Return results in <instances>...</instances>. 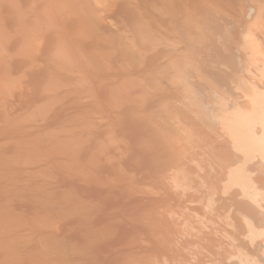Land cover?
Here are the masks:
<instances>
[{
  "label": "rangeland",
  "instance_id": "obj_1",
  "mask_svg": "<svg viewBox=\"0 0 264 264\" xmlns=\"http://www.w3.org/2000/svg\"><path fill=\"white\" fill-rule=\"evenodd\" d=\"M123 1V2H122ZM131 1H133V0H131ZM135 1V0H134ZM148 2V0H140L139 2H140V5L141 4H143L142 6H144V9L142 8V6H141V9L144 11L145 10V13L147 14H152L151 12H148V10L150 11V9H152L153 8V10L154 11H157V14H156V12H154L152 15H155V16H152L151 18H150V20H149V18H148V20H146V22H148V21H152V23H150V24H153V21L154 20H156L154 17H156L157 16V19L159 18V16H161V15H159L158 16V10L156 9H154V7H155V5L157 6L156 8H158V5L160 6L161 4H158V2L160 1V0H152V2H153V4H150V2H151V0H149V2ZM162 1V0H161ZM168 1V0H167ZM175 2H174V4H172L173 3V1H172V3H170V5H169V2H170V0L168 1V2H165L166 4L168 3V5H169V9H171L172 8V6H174V8H176V11L178 10V12L181 14V12H180V10H182L185 6H187L186 7V10H188V8L190 7V5H191V8L193 7L192 5H195L194 4V1H192L191 0V2H193V3H191V2H189V6H188V2L186 3V1L185 0H177V2H178V4L179 5H181V4H184V5H181L180 7H178L179 5L176 3V0H174ZM188 1H190V0H188ZM196 1H198V0H196ZM0 24H2V25H0L1 27H0V48H2L3 50H0V51H2V53L0 52V61L2 62V60H3V58L5 59L2 63H0V94L2 95H0V125L2 126H0V200H2V201H0V218H2V219H0V220H3V221H0V230H2V227H3V225H4V228H3V230H2V234L0 233V258H4L5 259V261H7V263L6 264H9L10 263V261H11V259L13 258V259H18L19 260V262H17V261H15V260H12V262L14 261V263L16 262V264H20L21 262H20V259L19 258H22V264H25V263H23V260L24 261H27L28 262V260L29 259H31V258H28V257H32L33 258V256H35L34 254L38 251L39 253H41L40 254V256L41 255H45V252H46V250H47V252H46V255H47V253H48V256H46L45 255V257L46 258H39L38 256H37V254H36V256L39 258V259H41V260H38V258H33V260H37L39 263L41 262V264H46V262H47V264H48V262H49V264L51 263V264H53L52 262H55L54 264H63V263H66L67 264V262H74V263H77L78 261L80 262V264H126V262L129 260V258L131 257V256H135V254H142V250H140V249H144L143 247H145V244H143V243H145L144 242V240L146 239H144L143 240V238L144 237H146V234H144V232L143 231H141V229L139 228V229H136V230H140L141 232L139 233V231H136L135 232V230H133L134 228H133V226L131 227V226H129L130 224H128L127 222L129 221L128 219H126V218H124L128 213L129 214H132L131 216H133V215H135V216H137V215H140V213L143 211H141V209L143 208H146V209H144L145 211L147 210L148 211V209L147 208H150L151 207V204H149V206L148 207H146L147 205V203L148 202H146V200H144L145 202H146V204H144L142 201V203L144 204V205H146L145 207H143L144 205L142 204V203H140L139 201L142 199V198H144L145 199V197H147L148 199H150V197H152V196H150L151 195V190H152V193L154 192L153 191V189H154V185H157L158 183H159V181L160 180H157V182H156V184H154V182H152L154 179H155V181H156V178H154V177H157V175H160V173L162 174V171L163 172H165V173H167V175L168 174H170L168 171L166 172V170H167V164H168V166L169 167H171V163L169 162V159H168V163H166L165 162V164H166V166H165V164L163 165V163H164V161L165 160H161V159H164L167 155L165 154V157H163L164 156V154H162L161 152V150H158L157 148H155L154 146V148L155 149H157V153H156V151H155V153L156 154H158V151L161 153V155H163V156H161V159H159L158 157H160V155L158 156V157H156V158H154L155 156V154H154V151H152L153 153H151V155H153V156H151V155H149V152L151 151V150H149V152L147 151L148 149L146 148V145H145V143H149V141H152V143H153V145H154V142H153V140L155 141V145H159L157 142L159 141V139H158V134L156 133V129L155 128H153L152 127V125H150L151 123L150 122H154L153 124H155V120H157L156 122H158L159 121V118H160V116L162 115V114H165V116L167 115V114H169L171 117H173V115H177V117L179 116V112H181V111H178L180 108H179V105H177V103H175V101H178L179 102V99H180V96L178 95V94H175V92H173L172 90H174V89H172V88H170V86L171 87H173L172 85H173V83L171 82L172 81V79H170L169 80V77H168V75H167V73H169L170 71H172V70H170L169 71V69L168 68H170V67H168L167 65H174L175 63H174V59L176 58L175 56H173L172 54H176V53H173V51H172V53L171 52H169V48H167L166 46H168V45H165V38L163 39L164 41H162V40H160V41H162L163 43H162V45H164V47H161L162 45L161 44H158L159 42H158V38H160V36H161V34H162V36H163V34L165 35V36H168V37H171V36H173V35H175V37H177L178 35L177 34H181V32H184L183 30H185V32H187L186 30H188V29H190L191 28V30H190V35L191 36H198L197 38L198 39H196V37L194 36V41L196 42V40H199V38H202L203 36H205V31L208 33V28H204L203 26H201V24L202 23H204V22H201V21H205V20H202V17L203 18H206V20L208 19V21H209V19H210V23H212L213 21H211V19H213V17L212 16H214V18H215V14H217V16H219V14H221V13H223V14H225V15H223V16H225V17H223L222 15H220L219 17L221 18V16L223 17V18H221V20L220 21H218V19H217V21H218V23L220 22L223 26H225V28H224V30H223V33H222V31H219V33L218 34H216L217 36L218 35H220L218 38H220L221 37V35H226L227 33V37H228V39L226 38V40L227 41H225V43H227V44H229L230 43V41L232 40V39H234L231 43H233V45H234V42L236 41L235 39H237V36H238V34H243L244 35V33L246 34L247 32H248V29H244V27L246 26V25H248V23L249 22H251L252 21V16H251V14H253V12H251V8H250V6H251V4H250V0H241L240 2H242V3H240V4H242V5H238L237 6V4H236V6H234L236 9H237V7H238V9L237 10H235V8H234V10L231 8L230 10L228 9V7L226 8V9H222V7H220V10L221 11H218L219 10V8L217 9V8H215L214 9V11H217V13L216 12H214L215 14H211V12L213 11V9H211L210 8V6H208L207 4H203L202 2V4L205 6V7H203V9H202V11H200L199 10V12H198V8H196L195 6L191 9H189L190 11H191V14L190 15H188L185 11V8H184V11L182 10V13L183 14H185L184 16H186L187 17V25H191V26H188V29L186 28V27H184V26H186V24H184V23H182L181 21H185L184 19L183 20H181L180 21V19H182L183 18V14H177L178 12H175L174 11V8H172L170 11L168 10V8H166L167 10V12L165 11V7H167L168 5H164L165 7H164V9H162L161 10V8H159V10L160 11H162V15H163V17H165V14H168V12H170L168 15H167V23H164L165 24V26H164V24H161V22H160V24L157 26V28L159 27V29L162 31V32H160V30L158 29V33L160 32L161 34H157V35H155V33H157V31L154 33V32H151L150 33V29L149 28H151V26H154V24L153 25H151V26H149V23H146L145 21H143V20H145L146 18V16L144 17V14L145 13H143L142 14V16H143V18H145V19H143L142 18V16L140 17V16H138L137 17V12L135 11L134 12V9H136V8H132V9H130L129 10V7H131V5H127L128 3H126V0H119V2H117V0H116V2H114L113 3V5H112V0L109 2V3H111V4H109V3H106L105 4V7H106V5H108V7H106V8H108V9H106L107 10V14L106 13H104V14H102L103 12L101 11L100 12V14H99V17L100 16H104V19L106 20H104L103 19V17H101L102 19H103V24H105V25H99V24H97L98 22L99 23H102L101 22V19H96V21H98V20H100V21H98L97 23L95 22V20L94 19H92V20H90V19H88V18H90V17H83L84 18V20L83 21H87V20H85V18L86 19H88V20H90V22H88V23H91V26L93 25V26H97L98 25V28L99 29H97V28H93L92 27V33L94 32L93 31V29L96 31V29L97 30H101V31H96L98 34L100 33V32H102V38L104 39V41L102 40V41H100V42H102V44H103V46L100 44V42H99V40L101 39H97V38H95V41H94V38L92 37V35L94 34H92L91 33V31H90V34H87L86 33V31H87V28H89V27H87L88 25L90 26V24H88V23H86V24H88V25H85V22H84V24L82 23L83 21H81L82 19H79L80 18V16L82 15L83 16V11L82 10H80L79 11V9H81V8H83V7H80L81 5V3L80 2H82V1H79V0H0ZM136 2H138L137 0H136ZM138 2V3H139ZM143 2V3H142ZM151 2V3H152ZM156 2V3H155ZM162 2H164V0L162 1ZM59 3V4H58ZM62 3V5L63 6H61L60 7V4ZM161 3V2H160ZM176 3V4H175ZM199 3H200V0H199ZM200 3V4H201ZM32 4V5H31ZM53 4H55V5H53ZM65 4V5H64ZM172 4V5H171ZM111 5V6H110ZM126 7H125V6ZM139 5V6H140ZM149 5V6H148ZM154 6V7H152L151 8V6ZM202 5V6H203ZM21 6V7H20ZM56 6H57V8H58V10H55L56 9ZM113 6V7H112ZM117 6V7H116ZM162 6V5H161ZM160 6V7H161ZM183 6V7H182ZM200 6V5H199ZM11 7V8H10ZM51 7H53V9L55 10V11H57V13L55 12V11H53L52 13L54 14V16L55 15H57L58 14V12L60 13V14H58V17H56L55 16V18L54 17H52L53 16V14L51 13V11H52V8ZM79 7V8H78ZM115 7V8H114ZM149 7H150V9H149ZM171 7V8H170ZM29 8V9H28ZM51 8V9H50ZM69 8V9H68ZM109 8H111V9H109ZM114 8V9H113ZM128 8V9H127ZM140 8V7H139ZM136 9V10H138V11H140V12H138V13H142V11H141V9ZM162 8H163V6H162ZM178 8H180V9H178ZM195 8H196V10H195ZM202 8V7H201ZM200 7H199V9H201ZM127 9V10H126ZM209 9H210V11H209ZM227 9H228V12L229 13H227ZM35 10V11H34ZM51 10V11H50ZM75 10V11H74ZM103 10V9H102ZM104 10H105V8H104ZM111 12H110V11ZM195 10V11H194ZM207 10V11H206ZM212 10V11H211ZM224 10H226L225 12H223ZM81 12L82 11V14H79V12ZM109 11V12H108ZM115 11V12H114ZM147 11V12H146ZM159 11V12H160ZM163 11H165V12H163ZM190 11H189V13H190ZM76 12H78V14L76 13ZM175 12V13H174ZM185 12V13H184ZM197 12H198V14H197ZM51 15H50V14ZM56 13V14H55ZM68 13V14H67ZM109 13V14H108ZM134 13V14H133ZM161 13V12H160ZM164 13V14H163ZM200 13V14H199ZM203 13V16L201 15ZM102 14V15H101ZM107 16H106V15ZM145 14V15H146ZM149 14V15H150ZM173 14H174V16H173ZM69 15H70V18H69ZM79 15V16H78ZM140 15V14H139ZM170 15H172V16H170ZM175 15H176V17H175ZM189 16V20H188V16ZM201 15V16H200ZM207 17H206V16ZM42 16V17H41ZM46 16V17H45ZM51 16V17H50ZM66 16V17H65ZM85 16V15H84ZM124 16V17H123ZM148 16V15H147ZM179 16H181V18L179 17ZM194 16H197V18L196 17H194ZM226 16H228L227 18H226ZM14 17V18H13ZM24 17V18H23ZM28 17H30V18H28ZM48 17V18H47ZM108 17V18H107ZM135 17H137L138 19H139V17L140 18H142V21L144 22V24H147V26H148V28L147 27H144V24H142L143 25V27L144 28H146V29H144L143 27H141L140 25H141V22H140V20H138L137 18H135ZM148 17H150V16H148ZM162 17V16H161ZM172 17H175V18H172ZM179 19H178V18ZM193 17V18H192ZM210 17V18H209ZM212 17V18H211ZM218 17V18H219ZM3 18V19H2ZM46 18V19H45ZM51 18H53L52 20H51ZM78 18V19H77ZM82 18V17H81ZM166 18V17H165ZM172 18V19H171ZM176 18H177V20H176ZM196 18V19H195ZM219 18V19H220ZM224 18H226L228 21H230V22H228V21H226V19H224ZM29 19V20H28ZM48 19V20H47ZM58 20V19H60V20H58V21H54V20ZM62 19H63V21H62ZM67 21H66V20ZM136 19H137V21H136ZM151 19H154V20H151ZM195 19V20H194ZM200 19H201V21H200ZM222 19L225 21H222ZM5 20V21H4ZM70 20V21H69ZM94 20V22L96 23H94V22H92ZM159 21H162V20H164L163 18H159L158 19ZM175 20V21H174ZM179 20V21H178ZM191 20V21H190ZM199 20V21H198ZM216 19H214V21H215ZM5 22L4 24L5 25H3V23H1V22ZM51 21V22H50ZM61 22V24H62V26L60 27L59 25H61L60 24V22ZM66 21V22H65ZM81 21V22H80ZM133 21V22H132ZM170 21V22H169ZM192 21H194V23L192 22ZM197 21V22H196ZM207 21V22H208ZM55 22V23H54ZM58 22H59V24H58ZM108 22V23H107ZM140 22V24H137V23H139ZM155 22V21H154ZM163 22H166V20L165 21H162V23ZM176 22H179L177 25H178V27H179V29H178V27L176 26ZM186 22V21H185ZM191 22V23H190ZM201 22V23H200ZM206 22V21H205ZM227 22V23H226ZM16 23H18V24H16ZM93 23V24H92ZM159 22H155V24H158ZM193 23V24H192ZM210 23H204V26L205 27H207ZM214 24L216 23V24H218L216 21L215 22H213ZM219 23V24H220ZM243 23H245V25H244V27H243V29L242 30H239V28L243 25ZM45 24V25H44ZM75 24V25H74ZM133 24V25H132ZM139 25V26H137V28L139 27L140 28V30H142L141 28H143L145 31H143V36H141L142 34V32L141 31H139V32H141L139 35L142 37V39H141V41H140V36H139V38H138V33L139 32H137L136 34H133V33H135L136 31H137V28L135 27L136 25ZM166 24H167V26L169 25V28L168 27H166ZM208 24V25H207ZM214 24H212V25H214ZM220 24V25H221ZM236 25V26H238L239 25V28L237 29V28H234V27H236V26H233V25ZM10 25V26H9ZM65 25V26H64ZM86 26V27H84V30H83V26ZM132 25V26H131ZM160 25H163V28H162V26H160ZM207 25V26H206ZM211 25V24H210ZM209 25V26H210ZM212 25H211V27H212ZM18 26V27H17ZM51 26H52V28H51ZM72 26V27H71ZM82 26V27H81ZM103 26V27H102ZM156 26H155V28L154 27H152V28H154L155 30L157 29L156 28ZM172 26H176L177 27V29H178V31L180 30V29H182L181 30V32L179 31V33H177L178 31H176L177 29H175L176 27H172ZM180 26H182L183 28H181ZM208 26V27H209ZM37 27V28H36ZM56 27V28H55ZM60 27V28H59ZM100 27H102L101 29H100ZM202 27V28H201ZM215 27V26H214ZM220 27H222V26H220ZM21 28V29H20ZM68 28V29H67ZM151 28V29H152ZM164 28H166V29H164ZM186 28V29H185ZM223 28V27H222ZM13 29V30H12ZM17 29V30H16ZM48 29V30H47ZM54 29H56V33H58V34H56L55 33V30ZM63 29V30H62ZM82 30V32H83V34H85L86 33V35H89V37H92V38H89V37H86L85 39H86V41L89 39V41H90V39H93V40H91L90 42H83V40H85L84 38H83V40H82V38H80L81 40H79V38L78 37H80L81 35H80V33L79 32H81V30ZM85 29H86V31H85ZM90 29V28H89ZM126 29H128V30H126ZM134 29H136V31L134 30ZM153 29V30H154ZM171 29H172V31H171ZM173 29H175V30H173ZM202 29H203V31H204V35H201L200 33H198L199 35H201L202 37H200L196 32L198 31H202ZM205 29V30H204ZM207 29V30H206ZM212 28H210V30H211ZM218 29V28H217ZM221 29V28H220ZM237 29V30H236ZM21 30V31H20ZM59 30V31H58ZM79 30V31H78ZM130 30V31H129ZM134 30V31H133ZM166 30H169V31H166ZM216 30V29H215ZM215 30H214V32H215ZM222 30V29H221ZM58 31V32H57ZM61 31V32H60ZM66 31V32H65ZM67 31H70V32H68L67 33ZM166 32V33H164V32ZM176 31V32H175ZM189 31V30H188ZM211 31H213V29L211 30ZM33 32V33H32ZM44 32V33H43ZM82 32H81V34H82ZM88 32V31H87ZM95 32V33H96ZM195 32V33H194ZM213 32V33H214ZM217 32V31H216ZM215 32V33H216ZM225 32H226V34H225ZM52 33V34H51ZM60 33V34H59ZM76 33H78V35H80V36H78L77 37V34ZM89 33V32H88ZM174 33V34H173ZM176 33V34H175ZM206 33V34H207ZM230 33V34H229ZM82 34V37H84V35ZM92 34V35H91ZM126 34H127V42H126V40H124V37L126 36ZM133 35V37H136V38H132L131 36ZM154 34V35H153ZM173 34V35H172ZM180 34H179V36H180ZM187 34H189V32H187ZM193 34V35H192ZM203 34V33H202ZM209 34H211V36H212V33L210 32V33H208V35ZM34 35V36H33ZM85 35V36H86ZM95 35H97V34H95ZM95 35H93L94 37H95ZM137 35V36H136ZM151 35V36H150ZM152 35L154 36V38L153 39H155V38H157L158 40H157V45H155V46H157V47H159L160 45V48H158V50H157V47H155V48H151L152 46H153V43H154V41L155 40H152V38H150V37H152ZM160 35V36H159ZM208 35H206L207 36V40L208 39H211L209 42H213V40L215 41V42H218V38H217V36L215 37V38H217V40L216 39H213L212 40V38L213 37H209ZM214 36H215V34H213ZM230 35V36H229ZM237 35V36H236ZM66 36V37H65ZM76 36V37H75ZM99 36V35H98ZM98 36H96V37H98ZM157 36V37H156ZM178 36V37H179ZM187 36V35H186ZM190 36V37H191ZM226 36H224V37H226ZM233 36H235V37H233ZM5 37V38H4ZM68 37H70V38H68ZM180 37H182V36H180ZM179 37V39H177V38H175V40L176 41H173L174 40V36L172 37V38H170L171 39V41H173L172 43H177L178 41L180 42V40H182L181 38ZM224 37H222V38H224ZM230 37H232V38H230ZM32 38V39H31ZM34 38H36V41H34L35 42V44H37L36 42L38 41V49H37V47L36 46H34L33 44H34V42L32 43L31 41L32 40H34ZM38 38V39H37ZM74 38V40L76 39V41L79 43L80 42V44L78 45V43H76L75 41V44H77L75 47L77 48H75L76 49V51H78L77 52V54L76 55H78V58L79 59H81V57H83V55L85 56V54H81L82 52H87L86 54H93L94 56H97V59H98V64L100 65V67L98 66V64L96 65V64H94V63H96V62H92V61H94L95 59L93 58V60L92 59H89V58H85L86 60L84 61V59L82 58L81 60L82 61H84V64H86V65H88L89 67L90 66H92V63H93V65H95V67L93 66V67H88L87 68V66H85V65H82L81 66V64H82V62H81V60H79L77 57H74V56H76V55H72V54H75V52L74 53H72V51H74L75 49H73V46H74V43H73V46H71L70 45V47L71 48H69L68 47V43H69V39H70V43H72L73 41H71V39H73ZM77 38H78V40H77ZM99 38V37H98ZM108 38V39H107ZM123 40H122V39ZM130 38H132V39H130ZM167 38V37H166ZM259 38H263L264 39V34L260 37L259 36ZM7 39H9V40H7ZM65 39H68V42H66L65 43ZM97 39V40H96ZM128 39H129V41L132 43H130L129 41H128ZM134 39V40H133ZM137 39V41H138V49L136 48L137 47V45L135 46V47H133V44H134V41ZM169 39V40H170ZM203 39V38H202ZM201 39V42L203 41ZM204 39H206V37L204 38ZM263 39H259V41H260V43H261V48L264 46L263 44V42H261V41H264ZM65 40V41H64ZM122 40V41H121ZM133 40V41H132ZM145 40V41H144ZM150 40V41H149ZM151 40L153 41V43L151 42ZM207 40H204V41H206L207 42ZM224 40H225V38H224ZM223 39L221 40V38L219 39V41L220 42H218V44H221V43H223V41H224ZM62 41H64L63 42V44L61 43ZM81 41H82V43H84V44H82L81 43ZM96 41H98L99 42V45H101L100 47L101 48H97V46H99V45H97V43L98 42H96ZM124 41V42H123ZM167 41H168V38H167ZM170 41V42H171ZM107 42V43H106ZM120 42H122V43H120ZM126 42V43H125ZM147 42V44L148 43H150V44H145ZM178 42V43H179ZM182 42H184V41H182ZM181 42V43H182ZM208 42V43H209ZM32 45H31V44ZM58 43V44H57ZM110 43V44H109ZM123 43H125V45H126V49L125 48H123L122 49V44ZM130 43V44H129ZM135 43H136V41H135ZM151 43H152V46L151 47H149V45H151ZM155 43H156V41H155ZM197 43H200V41H197L196 42V45H195V43L194 44H188V45H193V47H191V48H193V51H195V52H197L198 51V56H201L202 54H204V56H206L205 55V49H204V47H205V42L203 43V45H202V43H200L201 44V46L203 47L202 49L203 50H201V48H200V45H198L199 47H197ZM208 43H206V46H207V44ZM224 43V44H225ZM231 43H230V45H231ZM144 44V45H143ZM167 44H169L168 42H167ZM173 44V45H174ZM180 44V43H179ZM179 44H176V46H178ZM183 44V43H182ZM210 44V46L211 45H214L215 43L213 42V44L212 43H209ZM208 44V45H209ZM218 44H215L214 46L216 47V45H218ZM224 44H222V45H224ZM227 44H226V46L224 45L223 47H224V53H222L223 52V50L221 49L222 47L221 46H217V47H219V50H218V48H214L212 51H219L220 52V49L222 50L219 54H217V56H215L213 53H211L210 52V50L214 47V46H208V47H210V50L209 49H207L206 51L208 52V50H209V53H211L212 55H214V58L217 60V62L212 58V60H214L216 63V66L214 67V68H210V69H213V71H215V70H217L218 72H214L213 73V71L212 70H210V71H212V73H211V75L207 72V75L209 74V77H212V78H210L211 79V82L213 83V84H215L217 87H221V88H224V89H226V90H228L229 91V89L231 88V87H229L230 85H229V81L228 80H226L225 78H227V76H228V74H227V72L229 71V69H233L234 70V68L236 69V67H237V69H238V67H240V65L238 66L237 64H239L240 62H236V61H238L237 60V58H239V56L237 55V58H236V53L237 52H234V51H236V49L234 50V47H232V49H231V47L229 48V46H227ZM83 45V46H82ZM107 45H109V46H107ZM113 45V46H112ZM124 45V44H123ZM130 45V47L132 46L133 47V50L131 51L132 52V54H131V52H128V54H129V56H131V58L127 55V51H128V49L129 48H127V46H129ZM145 45H147L148 47H146ZM159 45V46H158ZM181 45V44H180ZM179 45V47H177V50H180L181 51V49H179V48H182V46L183 45H181L180 46ZM5 46V47H4ZM31 46H33V48L31 47ZM121 46V47H120ZM185 46V45H184ZM184 46H183V48H184ZM4 47V48H3ZM36 47V48H35ZM42 47V48H41ZM81 48V50H82V52H81V50L79 49V48ZM107 47H108V49H107ZM142 47V48H141ZM166 47V48H165ZM187 46H185V49H183L182 48V51L183 50H188L189 48H190V46H188L187 48H186ZM194 47H197V48H200V50H201V52H200V50L199 49H195ZM221 47V48H220ZM227 47V48H226ZM134 48L135 49H137L138 50V52H136L137 54H139V56H137V57H141L140 59V61H142L143 60V62H141V63H143L142 65H140L139 63H138V58L136 57H134V56H132L133 55V52H135V50H134ZM144 48H145V51L147 50V52H150L151 50H154L155 49V51H151L153 54L156 52L157 53V55H158V53H159V51L162 49H164L165 48V50H164V52L163 51H161L162 53H159V54H161V55H156V53H155V55L154 56H156V57H158V59H159V56H162L163 57V59L165 58V61H167V60H169L167 63L168 64H166V66H167V70H166V67H165V70H166V72H165V70H164V68H163V70H161V64L163 63V62H161L162 60H160L161 59V57H160V59L158 60L157 58H155V60L157 59V61H156V63H155V61H153V57H151L152 56V54H151V52H150V54H146L147 52H145L144 53ZM148 48H151V50L150 51H148ZM176 48V47H175ZM37 49V50H36ZM69 49L71 50V49H73V50H71V51H69ZM84 49V50H83ZM127 50L126 51V55H125V50ZM229 49H230V51H229ZM4 50H5V53L6 54H4ZM100 50V51H99ZM109 50V51H108ZM118 50V51H117ZM123 50V51H122ZM131 50V48L129 49V51ZM136 50V51H137ZM140 50V51H139ZM191 50V52H192V49H190ZM189 50V51H190ZM64 51H66V52H64ZM106 51V52H105ZM107 51H108V53H107ZM113 51V52H112ZM116 51V52H115ZM171 51V50H170ZM202 51H204V53H202ZM229 51V52H228ZM262 51H263V53H264V47L262 48ZM81 52V53H80ZM101 54H100V53ZM167 52V53H166ZM169 52V53H168ZM177 52V51H176ZM200 52V53H199ZM206 52V53H207ZM216 52V53H217ZM226 52L228 53V55H226ZM234 52V53H233ZM261 52V51H260ZM37 53H39V56L38 55H36ZM61 53H63V54H61ZM69 53H71V57H73V58H75V59H73L74 61H77V60H79L80 62H69L70 60H68V59H71V57L69 58ZM171 53V54H170ZM177 53H179V51L177 52ZM222 53V54H221ZM262 53V52H261ZM32 54V55H31ZM81 54V55H80ZM97 54V55H96ZM103 54V55H102ZM208 54V53H207ZM210 54V58H209V55L207 56V58L208 59H210V62L207 60H205L206 59V57L205 58H201V62H202V59H203V62L204 61H206V62H204L206 65H209L210 66V64H211V66H212V63H213V61H211V55ZM224 54V55H223ZM31 55V56H30ZM66 55V56H65ZM101 55V56H100ZM147 55V57H146V59H145V56ZM149 55H151V56H149ZM178 55V54H177ZM224 57H223V56ZM226 55V56H225ZM1 56L3 57V58H1ZM24 56V57H23ZM52 56V57H51ZM80 56V57H79ZM88 56V55H87ZM98 56H100V57H98ZM126 56H128L129 58H130V60L129 59H127L128 57H126ZM171 56H173V57H171ZM222 56V57H221ZM7 57V58H6ZM9 57V58H8ZM62 57V58H61ZM93 57V56H92ZM91 57V58H92ZM113 57V58H112ZM132 57L134 58V59H137V62L134 60V62H136V63H138L137 65L139 66H136V63H134V62H132L131 64L130 63H128L129 61L131 62V60H132ZM149 57V58H148ZM175 57V58H174ZM217 57V58H216ZM63 58H65L64 60H62ZM96 58V57H95ZM124 58H126V59H124ZM145 60H144V59ZM148 58V59H147ZM168 58V59H167ZM171 58L173 59V60H171ZM200 58V57H199ZM234 58V59H233ZM236 58V59H235ZM56 59V60H55ZM96 59V60H97ZM224 59H225V61H224ZM88 60V61H87ZM92 60V61H91ZM129 60V61H128ZM132 60V61H133ZM58 61V62H57ZM66 61V62H65ZM89 62V64L87 63V62ZM127 61V64L125 65V63L124 62H126ZM154 63H153V62ZM164 61V62H165ZM200 61V60H199ZM224 61V62H223ZM227 61H228V63H227ZM60 62V63H59ZM65 62V64H63ZM92 62V63H91ZM107 64H106V63ZM153 64H152V63ZM161 62V63H160ZM52 63V64H51ZM57 63H58V66H57ZM68 63V64H67ZM71 63V64H70ZM75 63V66H76V63H77V66L76 67H74V65L73 64ZM81 63V64H80ZM146 63H148V64H146ZM160 64V65H158V64ZM226 63H227V65H226ZM231 63V64H230ZM237 63V64H236ZM80 64V65H79ZM131 65L130 67H128V65ZM132 64H134L136 67H134V65H132ZM150 64H152V65H150ZM203 64V63H202ZM204 64V65H205ZM221 64V65H220ZM233 64V66H231ZM60 65H61V67H60ZM63 65V66H62ZM67 65V66H66ZM125 65V66H124ZM155 65V66H154ZM162 65H164V63L162 64ZM169 65V66H170ZM228 65H230V66H228ZM97 66L99 67V69H101L102 68V72L100 71V73H102V74H96V73H98V72H96L95 74H96V76L95 77H93L92 75H91V77L94 79V78H96V79H98V80H94V81H88L87 83V85H85L86 83H85V76L86 77H88L90 74H88V75H85L84 76V72H86V71H83V73H82V71H81V69H85L86 68V70H87V72H88V70L89 71H91L92 70V68L94 69L95 68V71H97ZM134 68H133V67ZM177 66V65H176ZM213 66H214V63H213ZM235 66V67H234ZM37 67H38V69H37ZM128 68L127 70L126 69H124V68ZM155 67V69L157 68V70H155L154 71V68ZM162 67H164V66H162ZM202 67L203 68H205V66H203L202 65ZM57 68V69H56ZM77 68V69H76ZM129 68H132V69H130L129 70ZM139 68V69H138ZM60 69V70H59ZM79 69V70H78ZM98 69V70H99ZM158 69H160V70H158ZM172 69V68H171ZM209 69V67L207 68V70ZM232 70L231 72H230V74H231V76L233 75V73L235 74L236 72H238V70ZM23 70V71H22ZM59 70V71H58ZM65 70V71H64ZM129 70V71H128ZM204 70H206V68L204 69ZM206 70V71H207ZM228 70V71H227ZM107 71V72H106ZM158 72V74H156V75H158V80L156 79V77H155V72ZM160 71V72H159ZM167 71H169V72H167ZM227 71V72H226ZM87 72H86V74H87ZM154 72V73H153ZM156 72V73H157ZM165 72V73H164ZM83 74V76L82 77H84L82 80H81V82L79 81L80 79L79 78H81L80 76ZM94 72H92L91 74H93ZM164 74V75H161V74ZM206 73V72H205ZM224 73L226 74V76H225V78H224ZM28 74V75H27ZM69 74V75H68ZM141 74V75H140ZM151 74V76H149ZM166 74V75H165ZM214 76H213V75ZM229 74V75H230ZM237 74H240V73H237ZM80 75V76H79ZM94 75V74H93ZM132 76L133 78H134V80H136V83L138 82V84H136V85H131V86H133V89L130 87V84L131 83H129L130 81H129V79L127 78L128 76ZM140 75V76H139ZM161 75V76H160ZM4 76V77H3ZM97 76H99L98 78H97ZM114 76V77H113ZM129 76V77H130ZM192 76V75H191ZM231 76H229L227 79H231L232 77ZM22 77V78H21ZM90 77V76H89ZM132 77H131V79H132ZM150 77H152L153 79L155 78V80L154 81H152L151 79L152 78H150ZM164 77V78H163ZM214 77H216V78H214ZM222 77V78H221ZM2 78V79H1ZM5 78V79H4ZM7 78V79H6ZM102 78V79H101ZM214 78V79H213ZM6 80V81H4V80ZM9 79V80H8ZM11 79H13L14 80V82L12 81L11 83L9 82V83H7L8 81H11ZM86 79H90V78H86ZM92 79V80H93ZM130 79V80H131ZM138 79V80H137ZM141 79H143V80H141ZM165 79H167V80H165ZM195 79V78H194ZM221 79V80H220ZM224 79V80H223ZM6 82V84H8L7 86H5L6 84L3 82ZM18 81V83H16L15 81ZM128 82H127V81ZM133 80V82L134 83H132V84H135V81ZM146 80V81H145ZM163 81V83L165 84L164 86H163V83L161 82V81ZM164 80H165V82H164ZM196 81H197V79H195ZM195 80H193L194 82H192L193 84L194 83H196L195 85H193L194 86V88L196 89V87L198 86V84H197V82H195ZM217 80V81H216ZM84 81V82H83ZM115 81V82H114ZM126 81V82H125ZM132 81V80H131ZM158 81V82H157ZM160 81V82H159ZM216 83H215V82ZM231 81H232V79H231ZM231 81H230V83H231ZM37 82V83H36ZM70 82V83H69ZM91 82H94V83H91ZM141 82H143V83H141ZM145 82V83H144ZM155 82V83H154ZM199 82V81H198ZM227 82V84H225ZM12 83H14V84H17V86L16 85H14V84H12ZM91 83V84H90ZM109 83V84H108ZM124 83H125V85H124ZM149 83L151 84V83H154V84H157L158 85V87H160L159 89H158V87H154L152 84L149 86ZM162 85H161V84ZM9 84H11L13 87L14 86H16L15 88H12ZM82 84V85H81ZM90 84V85H89ZM93 84H95V85H93ZM141 84V85H140ZM161 86H160V85ZM170 84V85H169ZM199 84H200V82H199ZM221 84V85H220ZM22 85H23V87H22ZM89 85V86H88ZM91 85H93V86H91ZM129 85V86H128ZM200 85H202V86H204V84L203 83H201ZM10 86V87H9ZM66 86V87H65ZM86 86V87H85ZM123 86V87H122ZM127 86L130 88H127ZM152 86V88H151V90H152V95H155V96H153V97H150V96H152V95H150L151 94V92H149V91H147V89L149 88L150 89V87ZM163 86V89H161V87ZM166 86V87H165ZM196 86V87H195ZM200 87V88H203V87ZM7 87V88H6ZM8 87H9V89H8ZM23 89H22V88ZM146 87H147V89H146ZM155 89H154V88ZM166 88V91H164L163 92V90H165V88ZM168 87V88H167ZM198 87V88H199ZM204 87H206V84H205V86ZM12 88V89H11ZM116 88H118V89H116ZM197 88V89H198ZM3 89V90H2ZM11 89V90H10ZM30 89V90H29ZM90 89H91V91H90ZM122 89V90H121ZM126 89V90H125ZM143 89V90H142ZM160 90V91H162V92H160V93H155L154 91H156V90ZM172 89V90H171ZM207 89V88H206ZM9 90V91H8ZM17 90V91H16ZM19 90V91H18ZM116 90V91H115ZM129 91V90H132L133 92H130V93H132V94H129L130 95V97L132 96V95H135V98H137V99H133V97H132V99L135 101L134 103H130V102H132V101H128L129 100V96H128V94H127V96H128V100L126 101V99H125V101H122L123 99H119L118 97L119 96H122V95H126V93L125 94H120L119 95V92H121V93H124L123 91ZM171 90V91H170ZM201 90V92L203 91L202 89H199V91ZM208 90V89H207ZM68 91V92H67ZM79 91H81V92H79ZM88 91L89 92H91V93H88ZM118 91V92H117ZM136 91V92H135ZM140 91V92H139ZM146 91V92H145ZM169 91V92H168ZM197 91V90H196ZM198 91V93H200ZM205 91V90H204ZM3 92V93H2ZM17 92V93H16ZM66 92V93H65ZM79 92V93H78ZM85 92V93H84ZM139 92V93H138ZM145 92V93H144ZM147 92H149L148 94H147ZM153 92L155 93V94H153ZM165 92H167V94L165 93ZM52 93V94H51ZM72 93V94H71ZM113 93V94H112ZM128 93V92H127ZM143 93V94H142ZM162 93H163V96H164V99H162L163 97H159V96H161L162 95ZM205 93V92H204ZM67 94V95H66ZM157 94V95H156ZM159 94H161V95H159ZM165 94V95H164ZM206 94V95H205ZM204 94V97L206 98V96L208 95L209 97H211L209 94H207V91H206V93ZM9 95V96H8ZM43 95V96H42ZM72 95V96H71ZM87 95V96H86ZM93 95V96H92ZM139 95V96H138ZM141 95V96H140ZM159 95V96H158ZM173 95V96H172ZM3 96H5V97H3ZM7 96H8V99H7ZM127 96H125V97H127ZM137 96V97H136ZM147 96H149V97H147ZM165 96H172V97H168V98H166ZM175 96V97H174ZM200 96V95H199ZM201 96H203V93L201 94ZM200 96V97H201ZM26 99H25V98ZM55 97H56V99H55ZM74 97V98H73ZM114 97H115V99H114ZM125 97H123V98H125ZM147 97V98H146ZM177 97V98H176ZM197 97H198V95H197ZM199 97V98H200ZM4 98V99H3ZM112 98V99H111ZM116 98H118V102L116 101ZM122 98V97H121ZM139 98V99H138ZM144 98V99H143ZM148 98H151V99H149L148 100ZM160 98H161V100H160ZM172 98V99H171ZM208 98V97H207ZM206 98V99H207ZM10 99L12 100V101H10ZM31 99V100H30ZM157 99V100H156ZM166 99V100H165ZM173 99H178V100H173ZM202 98H200V100H201ZM205 99V100H206ZM213 99V97H211V100ZM5 100H6V102H5ZM55 100H56V102H55ZM137 100V101H136ZM140 100V101H139ZM156 100V101H155ZM163 100V101H162ZM168 100V101H167ZM171 100H173L172 102H170ZM198 100V99H197ZM204 100V98H203V101H205ZM45 101V102H44ZM77 101V102H76ZM86 101V102H85ZM95 101V102H94ZM112 101V102H111ZM120 101H122V102H120ZM141 103V105L139 104V102ZM144 101V102H143ZM167 101V102H166ZM203 101L201 100V102L203 103ZM210 101V98L208 99V102ZM112 103V105H111V103ZM115 102V103H114ZM128 102V103H127ZM138 102V104H139V107H137V105L138 104H136ZM164 102H166V103H172L173 104V107H171V106H169L168 107V105H167V107L165 106L166 105V103H164ZM200 102V101H199ZM206 102V104H207V100L205 101ZM205 102H204V105H205ZM3 105H2V104ZM47 103V104H46ZM117 103V104H116ZM124 103H126V104H124ZM156 103V104H155ZM11 106H10V105ZM81 104V105H80ZM108 104H110V106H111V108L108 106ZM115 104V105H114ZM122 104L123 105V108H121V106L120 105ZM131 104V105H130ZM133 104H134V106L135 107H137L135 110H136V112H135V110H134V107H130V106H133ZM176 104V105H175ZM179 104V103H178ZM199 104V103H198ZM201 104V103H200ZM2 105V106H1ZM6 105H9L11 108L10 109H8V106H6ZM45 105H48V106H45ZM53 105V106H52ZM96 105V106H95ZM170 105V104H169ZM203 105V104H202ZM201 105V108H204L205 109V107L206 106H202ZM34 106V107H33ZM42 108H41V107ZM91 106V107H90ZM93 106V107H92ZM105 106V107H104ZM110 108H108V107ZM112 106H114V107H112ZM115 106H118L120 109L118 110V107H117V109L115 110V113H116V111L118 110V111H120V112H118V115L119 116H116V119L115 118H113L114 117V115H116L115 113H114V115L112 114V117H111V115H110V113L108 114L107 112H109V110H111L110 112H112L114 109H115ZM159 107V109H158V107ZM60 107V108H59ZM151 107H152V109H151ZM6 108V109H5ZM48 108V109H47ZM105 108H107V109H105ZM112 108H113V110H112ZM166 108H169V109H172V108H174V110H175V112H174V114H173V111L174 110H169V109H166ZM11 109H13V110H11ZM132 109H133V111L136 113V115H137V113L139 114L138 116H135V117H137V118H135V119H132L133 118V116H134V112H132ZM8 112H7V111ZM48 110V111H47ZM95 110V111H94ZM154 110V111H153ZM157 110H159V111H157ZM206 110H207V107H206ZM34 111V112H33ZM36 111V112H35ZM90 111V112H89ZM169 111H171V112H169ZM7 114H6V113ZM41 112V113H40ZM45 112V113H44ZM114 112V111H113ZM133 113V115H132V113ZM156 112H158V113H160L159 114V116H158V113H156ZM4 113V114H3ZM29 113V114H28ZM31 113H33V114H31ZM38 115H37V114ZM95 113V114H94ZM102 113H104V114H102ZM156 113V114H155ZM175 113H177V114H175ZM31 114V115H30ZM36 114V115H35ZM39 114H40V119H36V118H39ZM181 114V113H180ZM183 114H185L184 113V111H183ZM4 115V116H3ZM6 115V116H5ZM32 117H30V116ZM35 116L36 118V120H34V118H33V116ZM42 115H44L43 117H42ZM131 115V116H130ZM147 115V116H146ZM149 115V116H148ZM186 115V114H185ZM38 116V117H37ZM48 116V117H47ZM89 116V117H88ZM94 116V117H93ZM99 116H101V117H99ZM152 116V117H151ZM157 116V117H156ZM165 116H163V117H165ZM181 117H179V118H182V119H185L183 116H182V114L180 115ZM187 116V115H186ZM185 116V117H186ZM26 117V118H25ZM28 117V118H27ZM84 118V120H81V118ZM129 117V118H128ZM140 117V120L138 119ZM154 117V118H153ZM156 117V118H155ZM162 117V116H161ZM20 118H22L21 120H20ZM30 118V119H29ZM100 118H102V119H100ZM110 118V119H109ZM170 118V117H169ZM16 119V120H15ZM33 119V120H32ZM99 119V120H98ZM147 119H150V120H148V121H150V122H148L147 121ZM187 119V118H186ZM191 119V120H190ZM1 120L4 122V123H6V122H8L6 125L3 123V122H1ZM20 120V122H21V124H19V123H17V124H19V126L17 125V124H14V122H18ZM24 120V121H23ZM30 120H31V122H30ZM39 120V121H38ZM41 120V121H40ZM106 120V121H105ZM109 120V121H108ZM117 120V121H116ZM137 120H138V122H137ZM145 120H146V122H148V123H146L145 122ZM189 120L191 121V123L192 124H190L189 123V121L187 120V122L191 125V126H193V125H196V124H198L200 127H202L203 125H205L202 121H201V119H199V121H198V117H197V121H196V119H194V121L195 122H197V123H195L193 120H192V118H189ZM33 121V122H32ZM43 121V122H42ZM79 121H81V122H79ZM98 121V122H97ZM193 121V122H192ZM22 122H24V123H22ZM40 124H39V123ZM82 122H84V123H82ZM145 122V123H144ZM3 123V124H2ZM11 123V124H10ZM78 123H81V124H78ZM88 123V125H86ZM150 123V124H149ZM14 125V127H13V125ZM26 124V126L23 128V126ZM90 124V125H89ZM147 124H149L150 125V127H149V125H147ZM7 125H8V127H7ZM118 125H119V127H118ZM16 126V127H15ZM91 126V127H90ZM199 126H197V127H199ZM4 127V128H3ZM20 127L23 129H21L20 130ZM57 127V128H56ZM151 127L153 128V129H151ZM156 127V126H155ZM194 128H195V126H193ZM19 128V129H18ZM157 128V127H156ZM162 128V127H161ZM202 128H204V126L202 127ZM25 129V130H24ZM158 129V128H157ZM200 129V132L198 131ZM196 128V132H195V134H199L200 135V137L203 139V141H204V145H202L200 148H203L202 149V152H203V150H204V152L206 153L205 154V156H207V157H205V158H207L208 160H210V159H212V158H208L209 157V155L211 154V153H213L214 151H217L218 149H219V147L220 148H226L227 149V147H224V146H222V143H220V142H218L217 141V139L216 138H213L211 135V133H209L210 132V129L207 131V128H206V125H205V128L204 129H206L205 131V133H206V136L204 135L205 133H203L204 132V129L203 130H201V128ZM29 130V131H28ZM69 130V131H68ZM153 130H155V132H152ZM162 130V129H161ZM159 131V130H158ZM203 131V132H202ZM212 131V130H211ZM215 131V130H214ZM26 135H25V134ZM28 133V134H27ZM39 133V134H38ZM52 133V134H51ZM162 133V132H161ZM214 133V132H213ZM40 134H42V136L40 135ZM71 134V135H70ZM151 135L152 136V138L153 137H156L157 136V138H153V140H151L152 138H149V136H146V135ZM211 134V135H210ZM24 135V136H23ZM210 135V139H211V137L213 138V139H211L212 141L214 140V139H216V141L214 142V143H209V145H210V147H209V145L207 144L208 142L206 141V140H208L207 138H209L208 136ZM215 135V134H214ZM26 136H28V138H31V137H39L38 139H34V144H32V142H33V138H31V143H29L28 144V142L26 141V139L27 138H25ZM40 136H41V138H40ZM161 136V135H160ZM7 137V138H6ZM23 137V138H22ZM44 137V138H43ZM147 137L149 138V141H148V139H147ZM164 137V136H163ZM162 136H161V138H163ZM205 137V138H204ZM11 138V139H10ZM17 138V139H16ZM52 138V139H51ZM147 140H146V139ZM24 139V142L22 141ZM47 141H46V140ZM48 139H50V140H48ZM57 139V140H56ZM156 139H158L157 141H156ZM210 139H209V142H210ZM28 140V139H27ZM30 140V139H29ZM38 140V141H37ZM87 140V141H86ZM161 140H163V139H161ZM161 140L159 141V142H161ZM165 140V139H164ZM164 140H163V143H165L164 142ZM9 141V142H8ZM21 141H22V143H21ZM50 141V142H49ZM53 141V142H52ZM57 141V142H56ZM146 141V142H145ZM166 141V140H165ZM27 143V145H28V147H27V145L25 146V144ZM40 142V143H39ZM64 144H63V143ZM25 143V144H24ZM152 143H150V144H148L147 146H149L150 147V145L152 146ZM170 145L172 144V146H170V145H168V146H164L165 148L164 149H167V148H171L172 147V149H174L173 150V152L172 153H174V152H178V150H176L177 149V147H175L174 145V143L173 142H168ZM197 144H199L200 145V143H198V142H196ZM215 143H218L217 145V147H216V144ZM30 144H32V145H30ZM36 144V145H35ZM66 144V145H65ZM84 144V145H83ZM166 144H167V142H166ZM165 144V145H166ZM212 144V145H211ZM213 144H214V146H213ZM55 145V146H54ZM63 145V146H62ZM87 145V146H86ZM118 145V146H117ZM161 146H162V144H160ZM159 145V146H160ZM164 145V144H163ZM18 146V147H17ZM24 146H25V148H24ZM63 148H62V147ZM79 146H80V148H79ZM82 146V147H81ZM115 146H116V148H115ZM160 146V147H161ZM204 146H206V147H204ZM208 146V147H207ZM222 146V147H221ZM226 146V145H225ZM30 147H32V148H30ZM35 147V148H34ZM84 147V148H83ZM144 147L146 148V150H145V152H146V154H148V155H144V153H142V152H144ZM148 147V148H149ZM163 147V146H162ZM167 147V148H166ZM175 147V148H174ZM212 147H215V148H213L212 149ZM15 150H14V149ZM29 148V149H28ZM60 148V149H59ZM170 148L169 149H167L168 151V155H169V153L171 152V151H169L170 150ZM199 148V149H200ZM205 148V149H204ZM26 150V157H27V160H25V158L26 157H24V155H22L23 154V151L24 150ZM35 149H37V151H35ZM68 149V150H67ZM70 149V150H69ZM73 149V150H72ZM104 149V150H103ZM151 149H153V148H151ZM163 149V150H164ZM171 149V150H172ZM207 149V150H206ZM215 149V150H214ZM31 150H32V153H31ZM85 150V151H84ZM220 151L218 152H215V153H220V157H221V154H222V156L224 155V154H227L228 152L227 151H229V150H231V149H229V150H226L225 152H223V149H222V151H221V149H219ZM225 150V149H224ZM19 151V152H18ZM30 151V152H29ZM59 151V152H58ZM73 151V153H71ZM84 151V152H83ZM101 153H100V152ZM117 151H118V153H117ZM200 152H201V150H199ZM21 152H22V154H21ZM67 152V153H66ZM78 152H80V153H77ZM110 152V153H109ZM165 152V151H164ZM166 152V153H167ZM193 152V151H192ZM191 152V155H189L190 156V160L192 161L193 159H195V158H198V159H200V160H196V162L197 163H201L200 161H206V159L205 158H203V156H200V158L197 156V157H195V158H193L194 157V154ZM201 152V153H202ZM204 152L202 153L203 155H204ZM28 153V154H27ZM30 153V154H29ZM35 153V155H33ZM38 155H37V154ZM82 153V154H81ZM99 153V154H98ZM104 153L106 154V155H104ZM197 153H198V150H197ZM209 153V154H208ZM230 153L231 154H233L232 153V150L230 151ZM40 154V155H39ZM57 154V155H56ZM68 154H69V156H68ZM138 154V155H137ZM199 154V153H198ZM29 155V156H28ZM32 155L34 156V158L32 157ZM60 155V156H59ZM62 155V156H61ZM71 155V156H70ZM75 155V156H74ZM79 155H81V157H77V156H79ZM83 155V156H82ZM94 155V156H93ZM96 155V156H95ZM111 155V156H110ZM176 155H179V153L178 154H176ZM192 155H193V157H192ZM197 155V154H196ZM201 155V154H200ZM213 155V157H214V153L213 154H211V156ZM24 158H23V157ZM41 157V158H39V157ZM73 156V157H72ZM85 156V157H84ZM87 156V157H86ZM89 156H91L90 158H89ZM93 156V157H92ZM102 156V157H101ZM108 156V157H107ZM113 156V157H112ZM149 156H151L152 157V160L153 159H156V161L154 160V161H152L151 160V158H149ZM171 153H170V158H171ZM182 156V155H181ZM189 156H187V157H189ZM210 156V157H211ZM232 156V155H231ZM29 157L30 158H32L35 162L33 163V160L31 159V160H29ZM58 157V158H57ZM97 157H99V159L97 158ZM103 157H105V159L103 158ZM172 157H175L174 155L172 156ZM187 157H184V159L186 158L187 160L189 159V158H187ZM201 157L203 158V159H205V160H202L201 159ZM37 158H38V160H37ZM61 158V159H60ZM67 158V159H66ZM75 158V159H74ZM92 158V159H91ZM95 158V159H94ZM169 158V157H168ZM177 158V157H176ZM175 158V159H176ZM181 158V157H180ZM193 158V159H192ZM214 158H216V155H215V157ZM214 158H213V161H215L214 160ZM69 159H72V160H69ZM74 159V160H73ZM78 159V160H77ZM114 160V162H111L112 160ZM150 159V160H149ZM172 159V158H171ZM175 159H172V160H174L173 162H175L176 160ZM184 159H180V160H184ZM2 160V161H1ZM5 160V161H4ZM36 160H37V162L39 163L40 162V164L41 165H39L37 162H36ZM97 160V161H96ZM100 160V161H99ZM107 160V161H106ZM167 160V159H166ZM231 160L232 161H230V163L232 162V164H239V162H238V159H236V158H234V156L233 157H231ZM11 161V162H10ZM17 161V162H16ZM18 161L21 163H23V164H27L26 165V167H24L25 165H22V164H18ZM31 163H29V162ZM59 161V162H58ZM63 162V164H64V166H62L63 164H62V162ZM88 161H89V163H91V164H94L93 166H95L96 168L99 166V168H94L91 164H89L88 163ZM105 161H106V164H104L105 163ZM158 161V162H157ZM212 160H210L209 161V163H211V165H214L213 163L214 162H211ZM14 162V163H13ZM42 162V163H41ZM55 162H56V164H55ZM89 164V165H91V167L87 164V163ZM162 162V165L160 164V163ZM172 162V161H171ZM233 162H235V163H233ZM36 163V164H35ZM62 165H61V164ZM99 163V164H98ZM109 163V164H108ZM111 163V164H110ZM170 163V164H169ZM204 164H207V163H205V162H203ZM229 163V164H230ZM17 164V165H16ZM39 166H38V165ZM81 164H82V166H81ZM83 164H85V165H83ZM173 164V163H172ZM202 164V163H201ZM204 164L202 165V166H204ZM9 165V166H8ZM16 167L15 169H17V170H15L14 169V166ZM19 165V166H18ZM30 165V166H29ZM31 165H32V167H31ZM37 165V166H36ZM96 165H98V166H96ZM115 165V166H114ZM208 165V164H207ZM17 166L18 167H22V169H20V168H17ZM35 166V167H34ZM40 166H42V168L40 167ZM50 166V167H49ZM90 167V171L91 172H88V176L86 175V172L88 171H86L85 172V168L86 167ZM118 166V167H117ZM173 166V165H172ZM188 165H186V167H187ZM5 167V168H4ZM45 169H44V168ZM52 167V168H51ZM60 167H62V168H60ZM81 167H84V169H81ZM24 168V169H23ZM66 168V169H65ZM68 168V169H67ZM81 170H80V169ZM92 168H94V169H92ZM115 168V169H114ZM188 168V167H187ZM205 168V167H204ZM207 168V167H206ZM264 166L263 165H261V164H259V162L258 161H256V160H254V161H248V163L243 167V169H244V172H246V174H247V177L254 183V184H257V187L259 188V189H261L260 191L262 192V190L264 191ZM7 169V170H6ZM14 169V170H13ZM41 171V169H43V170H45L46 172H44L43 170L40 172V175H39V171ZM63 169V170H62ZM65 169V170H64ZM86 169H88V168H86ZM99 169H101L100 171H98ZM112 169V170H111ZM173 168L171 167V170H172ZM13 170V171H12ZM21 170V171H20ZM26 172H25V171ZM34 170L36 171L35 173H36V175H31V172H33L34 173ZM48 170V171H47ZM67 170V171H66ZM73 170V171H72ZM82 170H84L83 172H81ZM96 170V171H95ZM165 170V171H164ZM226 171H227V169H225ZM16 171L17 172H21V173H17L15 176L16 177H14V179L12 178L14 175H12V174H14V172L16 173ZM23 171V172H22ZM63 171V172H62ZM66 171V172H65ZM76 173H75V172ZM117 171V172H116ZM119 171V172H118ZM169 171H170V169H169ZM215 170H213L212 172H214ZM10 172H12V173H10ZM27 172H29L30 174H27L26 175V173ZM42 172H44L45 174H48V176H49V174H50V176H52V180H51V178L49 179L48 178V176L47 175H45L44 173L42 174ZM102 172V173H101ZM125 172V173H124ZM171 172V171H170ZM211 172V170L209 171V173ZM217 172H219L218 170L216 171V173ZM81 173H85V174H81ZM96 173H98V174H96ZM119 173H121V176H120V174ZM165 173H164V175H165ZM222 173H224V171L222 172ZM24 174V175H23ZM37 174H38V176H37ZM78 174L80 175V176H78ZM89 174H91L90 176H89ZM100 174V175H99ZM129 174V175H128ZM132 174V175H131ZM225 174H226V172H225ZM12 175V177H10ZM28 175H29V177H28ZM69 175V176H68ZM84 176V178H83V176ZM122 175H124V176H122ZM126 175V176H125ZM164 175H163V177H164ZM167 175H165V177L167 176ZM18 176V177H17ZM22 176L24 177V178H22ZM26 176L31 180L30 182H29V179H27L26 180ZM43 178H45V177H47V179L45 180V182L46 181H48L49 183H51V185H50V187H48V185H44L43 183H45L44 182V180L43 179H41L42 177ZM57 178H56V177ZM82 176V177H81ZM94 176V177H93ZM100 176V177H99ZM102 176H103V178H105V179H103L102 178ZM2 177V178H1ZM33 177H36V179L35 178H33ZM38 177V178H37ZM81 177V178H80ZM129 177V178H128ZM159 177V176H158ZM157 177V179H159ZM12 178V179H11ZM92 178V179H91ZM94 178H96V179H94ZM101 178H102V180H101ZM133 178V179H132ZM136 178H138V179H136ZM154 178V179H153ZM49 179V180H48ZM84 179V180H83ZM97 179L99 180L100 179V182L99 181H97ZM161 179V178H160ZM163 179V178H162ZM13 180V182L11 183V181ZM40 180H42V181H40ZM51 180V181H50ZM83 180V181H82ZM92 180V181H91ZM108 180V181H107ZM119 182H118V181ZM129 180V181H128ZM134 180V181H133ZM7 181H8V183H7ZM15 181V182H14ZM17 181H19V184L17 185L16 184V182ZM23 181H25V182H23ZM40 181V182H39ZM82 181V182H81ZM87 181V182H86ZM96 181V182H95ZM22 182V183H21ZM29 182V183H28ZM32 182H33V184H32ZM43 182V183H42ZM112 182V183H111ZM126 182H128L129 184H127ZM15 183V184H14ZM31 183V184H30ZM40 183V184H39ZM41 183H42V185H41ZM80 183H82V184H80ZM114 183V184H113ZM228 183H229V181H228ZM21 184V186L19 187V185ZM24 186H23V185ZM30 184V185H29ZM35 184H38V185H35ZM46 184H48L47 182H46ZM94 184V185H93ZM97 184V185H96ZM104 184V185H103ZM121 184H122V186H121ZM154 184V185H153ZM8 185V186H7ZM27 185H29L28 187H27ZM33 187H32V186ZM54 186V188H53V186ZM113 185V186H112ZM23 186V187H22ZM25 186H26V188H25ZM39 186V187H38ZM42 186V189H40V187ZM49 189V190H51V191H49V192H51V193H49L48 192V189H46V187ZM89 186V187H88ZM99 186V187H98ZM101 186V187H100ZM119 186L121 187V188H119ZM131 186V188H129ZM159 186H161L160 184H158L157 185V187L155 186V188H158ZM3 187V188H2ZM34 187H35V190H34ZM43 187L45 188V190L46 191H44L43 190ZM57 187V188H56ZM87 187V188H86ZM125 187V188H124ZM128 187V188H127ZM6 188V189H5ZM33 188V189H32ZM38 188H39V191L41 190V193L38 191ZM94 188V189H93ZM133 188V189H132ZM144 188V189H143ZM161 188V187H160ZM8 189V190H7ZM29 191H28V190ZM87 189V190H86ZM128 189V190H127ZM135 189V190H134ZM149 189H151L150 190V192H149ZM22 190V191H21ZM38 192H37V191ZM42 190H43V192H42ZM56 190V191H55ZM70 190V191H69ZM94 190V191H93ZM119 190V191H118ZM132 192H131V191ZM155 190V189H154ZM159 190H162V195H160V194H157V193H160V192H158ZM200 189H197V191H198V193L200 192L199 191ZM4 191H7V192H4ZM10 191V192H9ZM34 191V192H33ZM100 191V192H99ZM133 191H135V192H137V194L136 193H134ZM144 192V195H146V196H144L143 197V195H142V193L141 192ZM155 191H157L156 193H155V198H156V196L158 197V195H160V196H163L165 193H164V191H163V189H156ZM58 192H60V193H58ZM94 192V193H93ZM128 192V193H127ZM149 192V193H148ZM5 193V196L3 195ZM70 193V194H69ZM99 193V194H98ZM127 193V194H126ZM132 193H134L133 195H132ZM145 193H147V194H149L148 196H147V194H145ZM164 193V194H163ZM19 194V195H18ZM36 194V195H35ZM59 194H61V195H59ZM68 194V195H67ZM72 194V195H71ZM35 195V196H34ZM38 195H42V197H40V196H38ZM43 195H44V197H43ZM53 195V197H59L58 199H57V197L56 198H53L52 199V197H51V203H52V205H51V203L49 204V202H50V200H49V198L50 197H48V196H52ZM84 195V196H83ZM127 195V196H126ZM135 195V196H134ZM137 195V196H136ZM9 196H10V198H12V199H10L9 198ZM16 196V197H15ZM66 196H67V198H66ZM72 196V197H71ZM82 196H83V198H82ZM117 196V197H116ZM141 196H142V198H141ZM165 196V195H164ZM21 199H20V198ZM33 199H32V198ZM36 197V198H35ZM63 197V198H62ZM71 197V198H70ZM123 197V198H122ZM6 198V199H5ZM8 198V199H7ZM15 198V199H14ZM28 198V199H27ZM32 199V200H29V199ZM41 198H44V199H46V198H48V200L49 201H46V203H45V201H42L41 199V201L43 202H41L40 204H38L37 203V201H39V199ZM61 198V199H60ZM67 199V200H73V201H75L74 203H77V207H75L76 208V210H77V212L78 213H76V212H74L73 211V213H76V214H74V215H78V217L77 216H74V217H72V216H70V215H72L73 213H71L72 212V210H71V212L69 211L68 212V210H67V208H68V202L69 201H67V202H64V201H66V200H63V199ZM74 198H75V200H74ZM77 198V199H76ZM161 197H159V199H160ZM35 199H38L37 201L35 200ZM60 199V200H59ZM140 199V200H139ZM7 202H9V203H7ZM29 200V201H28ZM56 200H59L58 201V203H62V206L59 204V208L57 207L56 208V206L58 205H56L55 203L53 204V202H55ZM71 200V201H72ZM80 202H79V201ZM82 200H84V201H82ZM128 200V201H127ZM152 200V199H151ZM11 201V202H10ZM82 201V202H81ZM116 201H118V202H116ZM123 201H124V203H123ZM149 201V200H148ZM3 202H6V203H3L4 204V206H3V204L2 203ZM130 202V203H129ZM45 203V205L44 206H42V208H44L45 207V210L44 211H47V214H48V212H49V214H48V216H46L45 214H44V212L42 211V208H39V206L38 205H40V207H41V205H43ZM57 203V202H56ZM87 203V204H86ZM116 203H118V204H116ZM132 203V204H131ZM136 203V204H135ZM233 202H230L229 203V205H228V207H226V208H228L229 210H230V213L231 214H226V215H228V219L230 220V221H232L235 225H234V227L235 228H237V230H238V232H240V231H242V230H245L244 229V227H245V225L243 226L241 223H243V222H241V221H243V219H242V217L243 216H246L247 214H245V211H244V213H242L243 212V210H242V207H240V208H238V206H236L235 205V203H233ZM38 204V205H37ZM49 206H48V205ZM67 205V208H66V205ZM69 204H71V203H69ZM73 204V203H72ZM140 204H141V206H140ZM50 205L54 208V211L53 212H50V211H52L53 210V208L52 207H50ZM64 205V206H63ZM100 205V206H99ZM118 205V206H117ZM132 205V206H131ZM139 205V206H138ZM143 205V206H142ZM227 205V204H226ZM8 206H10V208H6V207H8ZM35 206H36V208H35ZM37 206H38V208H37ZM55 206V207H54ZM71 206H75L74 204L73 205H71ZM69 207V208H73V207ZM104 206V207H103ZM60 207H62V208H64V209H61L60 210ZM133 207H136V209L135 210H133L134 208ZM4 208V209H3ZM6 208V209H5ZM50 208H52L51 210H49L48 211V209H50ZM56 208V209H55ZM83 208V211L85 210V209H88L89 210V214H87V213H85L86 214V216L84 215V212L83 211H81V209ZM117 208H118V210H117ZM128 208V209H127ZM236 208V209H235ZM11 211H10V210ZM41 209V210H40ZM59 209V210H58ZM121 209V210H120ZM130 209H132V210H130ZM228 209H227V212H228ZM37 210H39V212L37 211ZM75 210V209H74ZM88 210H86V211H88ZM100 210V211H99ZM112 211L113 213H111L110 211ZM139 210V211H138ZM1 211L3 212V213H1ZM35 211V212H34ZM36 211H37V213H36ZM68 212V213H65V212ZM132 211V212H131ZM141 211V212H140ZM144 211V212H145ZM241 211V212H240ZM4 212L7 214V215H5L4 214ZM42 214H41V213ZM131 212V213H130ZM136 212H138V214L136 213ZM253 212H254V210H253ZM20 214V215H18V214ZM22 213V214H21ZM70 213V214H69ZM92 215H91V214ZM98 214L97 216H96V214ZM234 213V214H233ZM252 212H250V213H248V214H250V215H252L251 214ZM4 215V217H3V215ZM41 214V215H40ZM44 214V215H43ZM65 216H64V215ZM82 214V215H81ZM232 214H233V216H235L234 218H233V216H232ZM243 214V215H242ZM254 214V213H253ZM256 214V213H255ZM254 214V215H255ZM2 215V216H1ZM23 215V216H22ZM44 217H43V216ZM68 215V216H67ZM85 217H84V216ZM93 216L92 218H90V220L87 222V221H85V219L84 218H87L88 216ZM95 215V216H94ZM257 215V214H256ZM6 216V217H5ZM9 217V220L11 221H7L6 222V220L8 219V217ZM12 216H13V218H12ZM20 216V217H19ZM26 216V217H25ZM112 217V218H109V217ZM116 216V217H115ZM128 216H130V215H128ZM236 216H238L239 218H240V221L238 220V218L237 219H235L236 218ZM249 216V215H248ZM258 216V217H257ZM256 216V219H257V221H255L256 222V224H257V227H258V224L260 225V227H256V229H261V227H263L264 226V219L262 218V216L260 215H257ZM31 217V218H30ZM54 218V219H56V220H53V219H51V218ZM65 217V218H64ZM70 217H72V218H70ZM75 217H77V218H75ZM127 217V216H126ZM230 217H232V218H230ZM255 216H252V219L254 218ZM4 218V219H3ZM17 218H19V219H17ZM20 218H22V219H20ZM41 218H42V220L44 221V222H42V220H41ZM117 220H116V219ZM118 218H120V219H118ZM122 218H124L125 220V222L122 220ZM247 218V217H246ZM249 218V220H252L251 219V217H248ZM260 218L263 220H260ZM6 219V220H5ZM50 220V222H49V220ZM70 219V220H69ZM236 221H235V220ZM23 220V221H22ZM51 220H53L52 222H51ZM59 220V221H58ZM60 220H62V221H60ZM128 220V221H127ZM254 220V219H253ZM258 220L260 221L259 223H258ZM31 221V222H30ZM34 221V222H33ZM37 221H39L38 222V224L41 226L42 225V223H43V225H44V223L46 222L47 224H48V222H49V225H52L51 223H53V225L52 226H50L51 228H52V230H51V232L53 233V234H48V232H47V234L48 235H46V234H44V236L42 237V234L44 233V231H49V226H47V224H46V226L48 227L47 228V230H45V228L46 227H42V229H44V230H41V229H39V231H37L38 230V228H40V227H35V226H37L36 224L37 223H35V222H37ZM84 221V222H83ZM95 221V222H94ZM96 221H97V223H96ZM118 221V222H117ZM235 221V222H234ZM262 221V222H261ZM29 222V223H28ZM34 223V225H31V224H33ZM42 222V223H41ZM78 222V223H77ZM79 222H80V225H78L79 224ZM88 224L89 223V225H87L86 223ZM105 222V223H104ZM121 222H124V223H121ZM238 222H239V224L240 225H238ZM252 222V224L254 223L253 221H251ZM2 223H4V224H2ZM8 225H7V224ZM14 223V224H13ZM27 223L28 224H30V225H27ZM41 223V224H40ZM84 223V224H83ZM96 223V224H95ZM108 223V224H107ZM103 224V225H102ZM105 224H106V227L105 228H107V230L105 229L104 231L101 229V228H103L104 226H105ZM117 224V225H116ZM119 224V225H118ZM123 224V225H122ZM256 224L254 223V227L256 226ZM10 225V226H9ZM25 225V226H24ZM84 225V226H83ZM91 225V226H90ZM114 225V226H113ZM125 225V226H124ZM237 225H238V227H237ZM5 226H6V228H7V226H9L11 229H13V227H18V228H20L19 230H18V228L17 229H15V230H9L10 228L8 227L7 229L5 228ZM30 226H34V227H30ZM86 226V227H85ZM88 226H89V228H88ZM93 226H94V228H93ZM98 226V227H97ZM102 226V227H101ZM116 226L117 227H119V228H116ZM55 227V228H54ZM85 227V228H84ZM125 227V228H124ZM131 227V228H130ZM242 228V230L241 229H239V228ZM31 228L33 229V231L31 230ZM37 230H36V229ZM87 228V229H86ZM96 228V229H95ZM97 228H99V230H97ZM109 228V229H108ZM128 228V229H127ZM138 228V227H137ZM246 228V227H245ZM4 229H6V230H4ZM34 229L37 231V232H39L40 233V237L38 236V234L39 233H35V234H33V232H36V231H34ZM86 229V230H85ZM97 230V231H95V230ZM104 229V228H103ZM262 229H264V227L262 228ZM18 230V232L21 234H16V232H13V234L14 235H16L15 237L14 236H9V235H13V234H11L12 233V231H17ZM90 230V231H89ZM103 231V233H105L106 231L109 233L108 235H107V233H106V236H109V237H105V234H103L101 231ZM240 230V231H239ZM4 231V232H3ZM11 231V232H10ZM22 231V232H21ZM41 231H43L42 233H41ZM98 231H100V233H102L103 235H104V237L102 236V235H100V234H98L97 232ZM247 228H246V230H245V232L247 233ZM7 232V233H6ZM9 232H10V234H9ZM17 232V233H18ZM30 232H32V233H30ZM50 231H49V233H51ZM54 232H55V234H54ZM82 232H83V235H82ZM86 232H87V234H86ZM130 232V233H129ZM138 232V234H136ZM143 232V233H142ZM245 232L243 233V235H247V234H245ZM23 233H25V234H23ZM31 234V236L32 235H34L33 236V238H31L30 236H29V234ZM89 233V234H88ZM242 232H240V234H239V236L241 235L243 238L245 237V236H243L242 234H241ZM3 234H5V235H3ZM27 234H28V238L31 240V241H38V239L37 238H39V241L40 242H38V245L36 244V245H33V247H35V248H33L32 247V243H31V245H30V241H28V238H26L27 237ZM85 234V235H84ZM97 234V235H96ZM135 234L136 235H138V236H136V239H135ZM140 234H142V235H140ZM236 235H235V237H237V234L238 233H235ZM22 235H24V236H22ZM36 235H37V238H35L36 237ZM52 235V236H51ZM76 235V236H75ZM91 235H92V237H91ZM100 235V236H99ZM144 235V237H142ZM229 235V234H228ZM232 235H233V233H232ZM22 236V237H21ZM49 237V238H47V240L49 241V242H53V243H55V244H53V246L54 245H56V247L57 248H59V250H57L56 249V247L54 246V248L57 250V252L59 251V253L61 252V249L60 248H62V247H60V245H62V243L60 244V241H66L67 243H70L72 246H73V248H76L78 251H79V253L80 252H82L83 254H81L80 253V255H74V256H70V255H68V253H65L66 255H67V257H61V256H64L63 254H57V252L55 253V251L54 252H51V250L50 251H48L50 248H52L53 246H51L50 244H49V242L47 243L46 241H45V243H46V246H45V244H43L44 242V240L46 239V237ZM50 236L51 237H53V238H50ZM102 236V237H101ZM131 236V237H130ZM134 236V237H133ZM234 236V235H233ZM232 236V237H233ZM237 237L236 238V240L234 241V244H233V246L235 247V249H236V254H235V260H233L234 262H235V264H246V259L247 258H251V257H253L252 259L254 260V262L256 263V264H264V239L261 237L260 239L259 238H255L254 240H253V242L250 240V238H246V239H243V238H241V237ZM8 237V238H7ZM16 237H17V239L18 238H20L19 239V242H18V240L16 239ZM45 237V238H44ZM138 237V238H137ZM141 237H142V240H143V242H140V241H142V240H140L141 239ZM21 238H22V240H21ZM27 239V241H25L26 243L27 242H29V243H27V245H26V243L24 244V242H22L23 241V239ZM41 238V239H40ZM86 238V239H85ZM130 238H132V239H130ZM133 238H134V241H133ZM55 239V240H54ZM99 239H101V240H99ZM130 239V240H129ZM21 240V241H20ZM88 240H90V241H88ZM97 240V241H96ZM132 240V241H131ZM138 240V244L137 243H135L136 241ZM243 240H248L249 242H247V241H243ZM2 241H3V243H7V246L4 244V245H2ZM89 243H88V242ZM11 244H10V243ZM91 242V243H90ZM96 242V243H95ZM131 242H133L132 244H129V243H131ZM245 242L247 243V244H245ZM252 242V243H251ZM18 245H17V244ZM36 243V242H35ZM65 243V242H64ZM86 243V244H85ZM128 243V244H127ZM135 243V244H134ZM249 243V244H248ZM251 243V244H250ZM262 243V244H261ZM19 244H21V245H23V247L21 246V245H19ZM34 244V243H33ZM47 244L48 245H50L49 247L47 246ZM78 244V245H77ZM94 244V245H93ZM134 244V245H133ZM137 244V245H136ZM10 245H13V246H11L10 248L8 247V246H10ZM14 245H15V248H14ZM64 245V244H63ZM90 245V246H89ZM92 245V246H91ZM99 245V246H98ZM262 245V246H261ZM17 246H18V248H17ZM30 246V247H29ZM36 246H38V247H36ZM68 247H70V248H72L69 244L67 245ZM76 246V247H75ZM89 246V247H88ZM136 246V248H134ZM138 246V247H137ZM13 247V248H12ZM22 247V249H23V253H21V251H22V249H20ZM27 248L28 247V249L27 250H29L30 251V253H29V255H33V256H29L27 253L29 252H27L26 250H24V248ZM34 249V250H36V248H38L37 249V251H34L33 252V250H31L32 248ZM47 247V248H46ZM83 247V248H82ZM131 247V248H130ZM133 247V248H132ZM141 247V248H140ZM7 248V249H6ZM25 248V249H26ZM41 248V249H40ZM54 248H52L53 250H55ZM72 248V249H73ZM95 248V249H94ZM121 248V249H120ZM8 249H10V252H12L13 250H11V249H14V250H20V251H17V252H19V253H17L16 251V253L17 254H19L20 255V257L18 258V256H17V254H15V252H13L12 254L11 253H9V255L7 254L8 252H9V250ZM70 250V251H73V250H75V249H73V250ZM137 249H139V251L137 250ZM52 250V251H53ZM88 250V251H87ZM117 250V251H116ZM135 250H137L136 252H135ZM26 251V253H24ZM41 251V252H40ZM45 251V252H44ZM76 251V250H75ZM74 251V252H75ZM86 251V252H85ZM34 253V254H31V253ZM43 252H44V254H43ZM90 252V253H89ZM93 252V253H92ZM54 253V254H53ZM78 253V254H79ZM121 253V254H120ZM130 253V254H129ZM6 254H7V256H9L8 257V259L6 260V258H5V256H6ZM15 254V255H14ZM22 254V255H21ZM53 254V255H52ZM71 254H73V252H71ZM75 254H77V253H75ZM12 256V258H10L11 256ZM26 255V256H25ZM50 255H52L53 257H54V255H55V257L56 258H51L52 260H54V261H50ZM83 255V256H82ZM86 255V256H85ZM17 256V257H16ZM24 256V257H23ZM28 256V257H27ZM58 256V257H57ZM170 256V255H169ZM28 258V260L26 259V258ZM42 257V256H41ZM49 257V258H48ZM72 257V258H71ZM86 257H87V259H86ZM95 257V258H94ZM123 257V258H122ZM9 258H10V261H9ZM24 258V259H23ZM47 258L49 259V260H47ZM61 258V260L59 261V259ZM169 258H173L172 259V263L174 264V262H175V259H174V257H173V255L172 256H170ZM188 258H192V257H188ZM64 259H65V261H64ZM171 259H170V261H171ZM2 259H0V264H3L2 262L3 261H1ZM33 260H30V262L31 261H33ZM45 260H46V262H45ZM63 260V261H62ZM117 260H118V262H117ZM190 260H192V259H190ZM35 261H33L32 262V264H37V263H34ZM62 261V262H61ZM85 261V262H84ZM121 261V262H120ZM126 261V262H125ZM9 262V263H8ZM231 262V261H230ZM29 263V262H28ZM38 263V264H39ZM73 263V264H74ZM166 263H171V262H166ZM194 262H191L190 264H193ZM13 264V263H12ZM30 264V263H29ZM68 264H70V263H68ZM72 264V263H71ZM78 264V263H77Z\"/></svg>",
  "mask_w": 264,
  "mask_h": 264
},
{
  "label": "bare ground",
  "instance_id": "obj_2",
  "mask_svg": "<svg viewBox=\"0 0 264 264\" xmlns=\"http://www.w3.org/2000/svg\"><path fill=\"white\" fill-rule=\"evenodd\" d=\"M79 1H82V2H80L81 4V6L80 7H83V8H81V9H79V11L80 10H82L83 11V16L81 15L80 16V18L79 19H82L81 21H83L84 20V18L83 17H90V18H88V19H90V20H92V19H94L95 20V22L97 23L98 21H100V20H98V21H96V19L99 17V14H100V12L102 11L103 13L102 14H104V13H106L107 12V10L106 9H108V8H106V7H108V5L109 4H111V3H109L111 0H79ZM113 2H112V5H113V3L114 2H116V0H112ZM138 2L140 1V0H137ZM143 1V0H142ZM158 1V0H157ZM163 1V0H162ZM161 0L158 2V4H161L162 6H163V8H162V6L160 7L159 5H158V8H156L157 6L155 5V7L154 6H151V8L152 7H154V9L156 10H158V16L159 15H161V16H159V18L161 19V18H163L164 20H162V21H165L166 20V22H163L162 23V21H159L158 19H157V16L156 17H154L156 20H154V19H151V20H154L155 22L157 21V22H159L158 24H155V22L153 21V24H154V26H151V25H153V24H150V23H152V21L150 22V21H148V22H146V20H148V18H149V20H150V18L152 17V16H155V15H152L154 12H156V14H157V11H154L153 10V8L152 9H150V7H149V9H150V11L148 10V12H151L152 14H146L145 13V10L143 11L142 9H141V6L143 5V4H141L140 5V2L138 3V2H136V0L134 1H131V0H126V3H128L127 5H131V7H129V10L130 9H134V8H136V9H138L139 7V9H141V11H142V13H138V12H140V11H138V10H136V9H134V12L136 11L137 12V17L138 16H142V14L143 13H145L144 14V17L146 18H143V16H142V18L143 19H145V20H143V21H145L146 23H149V26H151V28L152 27H154L155 28V26L157 25H159L160 24V22H161V24H164V23H167V15L173 10L172 8H174V6H172V10L171 9H169V5H170V3H172V1H173V3L172 4H174V0H170V2H169V5H168V3L166 4L165 2H168L167 0H164V2H162ZM186 1V3L188 4V6H189V2H191V0L190 1H188V0H185ZM192 1H194V0H192ZM241 0H200V3L202 2L203 4H207L208 6H210V8L211 9H213V11L211 12V14H215L214 12H216L217 13V11H214V9L215 8H219V10L218 11H221L223 8L224 9H226L227 7H228V9L230 10L231 8L234 10V6H236V4H237V6L238 5H242V4H240V3H242V2H240ZM117 2H119V0H117ZM123 2V1H122ZM147 2V1H146ZM148 2H149V0H148ZM147 2V3H148ZM151 2H152V0H151ZM150 2V4H153V2L151 3ZM161 2V3H160ZM197 2V3H196ZM240 2V3H239ZM1 3V2H0ZM106 3H109L108 5H106V7H105V4ZM143 3V2H142ZM156 3V2H155ZM176 3L178 4V2H177V0H176ZM175 3V4H176ZM191 3H193V2H191ZM196 3V4H195ZM199 3V0L198 1H194V4L195 5H192L193 7L195 6L196 8H198V12H199V10L200 11H202V9H203V7H205L202 3L200 4ZM59 4V3H58ZM168 5L167 7H165L166 5ZM171 4V5H172ZM250 4H251V6H250V8H251V12H253V14H251V16H252V21L251 22H249L248 23V25H246L245 27H244V25H245V23H243V25L239 28V25L238 26H236L235 24L233 25V26H236V27H234V28H239V30H242L243 29V27H244V29H248V32L245 34L244 33V35L242 34H238V36H237V39H235L236 41L234 42V45H233V43H231L234 39H232L231 41H230V43H231V45H230V43L229 44H227V43H225V41H227L226 40V38L228 39V33L226 34V32H225V34L227 35H221V40L223 39L224 40V38H225V40L223 41V43H221V44H218V42H220L219 41V39L220 38H218L220 35H216V34H218L219 33V31H222V33H223V30H224V28H225V26H223L220 22V24L218 23V21H220L221 20V18H223V17H225V16H223V15H225V14H223V13H221V14H219V16L220 15H222L221 16V18L219 17V16H217V14H215V18H214V16H212L213 17V19H211V21H213V22H217L218 24H214L213 22L212 23H210L209 21H210V19H209V21H208V19L206 20V18H203L202 17V20H205V21H201V19H200V21L201 22H204L205 24L206 23H210L211 25L212 24H214V25H212V27H211V25L209 26L208 24V26L207 27H205L204 26V23H202L201 24V26H203L204 28H208V33H212V36H211V34H209L208 35V33L205 31V36H201V35H204V31H203V29H202V31H197L196 33L198 34V33H200L201 35H199L200 37H202V38H199V40H196V42L197 41H200V43H202V45H203V43L205 42V47H204V49H205V55L206 56H204V54H202L201 56H198L199 54H198V51L197 52H195V51H193V48H191V47H193V45H188V44H194L195 43V45H196V42L194 41V36H191L190 34L192 33H190V30H191V28L190 29H188V26H191V25H187L188 23H187V17L186 16H184L187 12V14L188 15H190L191 14V11L189 10L190 8H191V5H190V7L188 8V10H186V7L187 6H185L184 8H185V14H183L182 13V10L184 11V8L182 9V10H180V12H181V14H183V18L182 19H180V21L181 20H185L184 22L183 21H181L182 23H184V24H186V26H184V27H186L188 30H186L187 32H189V34H187V32H185V30H183L184 32H181V30L182 29H180L179 31L181 32V34L179 33V31H178V29H179V27H178V23L179 22H176V26L178 27V29H177V27L176 26H172V27H176L175 29H177L176 31H178L177 33H179L180 34V36H182V37H180L179 36V34H177L182 40H180V44L181 45H185V46H190V48L188 49V50H183L182 51V48H183V46H182V48H179V49H181V51L180 50H177V47H179V43L177 42V43H172L173 41H176L175 40V38H177V39H179V37L177 36V37H175V35H173L174 36V40L173 41H171V39L170 38H172L173 36H171V37H168V36H165L164 34H163V36H162V34L160 33V32H162L160 29H159V27L157 28V26H156V30L154 29V28H149L151 31H150V33L151 32H156L157 31V33H155V35H157V34H161V36H160V38H158L157 36V38L159 39H157V38H155V39H153L154 38V34L152 35V37H150V38H152V40H155L156 41V43H155V41H154V43H153V41L151 40V42L153 43V46H152V43H151V45H149V47H151L152 49L153 48H155V47H157V46H155V45H157V43L158 44H161L162 45V41H166L165 42V45H168V46H166L167 48H169V52H171L172 53V51H173V53H176L175 55L174 54H172L173 56H175L174 58V65L172 64V65H167L168 67H170V68H168L169 69V71L170 70H172V71H167V72H169V73H167V75H168V77H169V80L170 79H172V83H173V87H171L170 86V88H172V89H174V90H172L173 92H175V94H178L179 96H180V99H179V102L178 101H175V100H178V99H173L174 101H175V103H177V105H179V110L178 111H181V112H179V116L177 117V115H173V117H171L169 114H167L166 116H165V114H160V113H158V112H156V113H158V116H159V114L162 116H160V118H159V121L158 122H156L157 120H155V124H153L154 122L152 121V122H150L151 120L150 119H147V121L148 120H150V121H148V122H150L149 124L150 125H152V127L153 128H155L157 131H156V133L158 134L157 136H158V139H159V141L161 140V139H165L164 140V142L165 143H163V140H161V142H157L159 145L160 144H162V146L160 147L159 145L157 146V145H155V141L153 140V138L155 139V138H157V136L156 137H153L152 138V136L149 134H147L146 136H149V138H152L151 140H153V142H154V145H153V143H152V141H149V138L147 137V139H148V141H149V143H145V145L147 144H150V143H152V146L150 145V147L149 146H147L146 145V148L148 149L147 151L149 152V150H151L150 152H149V155H151V153H153L152 151H154V156L153 155H151V156H153L154 158H156V157H158L159 155H160V157H158L159 159H161V156H163V155H161V153L162 154H166L167 156L165 157V154H164V156L163 157H165L164 159H161L162 161L163 160H165L164 161V163H163V165L165 164V162L166 163H168L167 161H168V159H169V162L171 163H169L170 165H171V167L173 168L172 170H171V167H169L168 166V164H167V166H166V164H165V166L167 167V170H166V172L168 171L170 174H168L167 175V173H165V172H163L162 171V174L160 173V175H157V177L159 178V179H157V177H154V178H156V181H155V179L152 181V182H154V184H156V182H157V180H160L159 181V183L158 184H160L161 186H159L158 188H155V186L157 187V185H154V189L156 190V189H163V191H164V195L163 196H160V195H162V190H157L158 192H160V193H157V194H160V195H158V197L156 196V198L154 197L155 196V193L157 192V191H155L154 189H153V193H152V190L151 189H149V192H150V190H151V195L150 196H152V197H150V199H148L147 197H145V199L144 198H142V196H141V200L139 201L140 203H144V204H146V202H148L146 205H144L143 203V207H148L149 206V204H151V207L150 208H147L148 209V211L146 210H144V209H146V208H142L141 209V213H140V215H137V216H135V215H133V216H131L132 214H127L124 218H126V219H128L127 221V223L128 224H130L129 226H133V230H135V232L136 231H139V233L141 232V231H143L144 232V234H146V237H144V235L142 236V237H144L143 238V240H144V242L145 243H143V244H145V247H143L144 249H140V250H142V254H135V256H131L130 258H129V260L126 262V264H173L172 263V259L171 258H169L170 256H172L173 255V257H174V259H175V262H174V264H190L191 262H194L193 264H235V262L233 261V260H235V254H236V249H235V247L233 246V244H234V241L236 240V238L239 236V234H240V232H242L241 234L243 235V233L245 232V230H246V228H247V233L245 232V234H247L246 236L245 235H243V236H245L244 238L240 235L239 237H241V238H243V239H246L247 237L248 238H250V240L253 242V240L256 238H263L264 239V229H262L263 227H261V229L259 228V229H256V227H257V224H256V222L255 221H257V219H256V216L257 215H261L262 216V218L264 219V191L262 190V192L260 191L261 189H259L258 187H257V184H254L248 177H247V174H246V172H244V169H243V167L248 163V161H254V160H256V161H258L259 162V164H261V165H263L264 166V53H263V51H262V48L264 47H262L261 48V43H260V41H259V39H263V38H259V36L261 37L263 34H264V0H250ZM32 5V4H31ZM53 5H55V4H53ZM65 5V4H64ZM140 5V6H139ZM165 5V6H164ZM179 5V4H178ZM181 5H184V4H181ZM181 5H179L178 7H180ZM200 5V6H199ZM203 5V6H202ZM61 6H63L62 5V3L60 4V7ZM111 6V5H110ZM125 6V5H124ZM149 6V5H148ZM21 7V6H20ZM113 7V6H112ZM117 7V6H116ZM126 7V6H125ZM164 7H165V11L167 10L166 8H168V10L170 11V12H168V14H165V17H163V15H162V11H160L159 10V8H161V10L162 9H164ZM183 7V6H182ZM192 7V8H193ZM199 7L201 8V9H199ZM220 7H222V9L220 10ZM11 8V7H10ZM52 8V11H51V13L53 12V11H55V10H58V8H57V6H56V9L54 10L53 9V7H51ZM50 8V9H51ZM79 8V7H78ZM104 8H105V10H104ZM115 8V7H114ZM113 8V9H114ZM142 8L144 9V6H142ZM191 8V9H192ZM196 8H195V10H196ZM29 9V8H28ZM69 9V8H68ZM103 9V10H102ZM109 9H111V8H109ZM128 9V8H127ZM126 9V10H127ZM132 9V10H133ZM178 9H180V8H178ZM228 9H227V13H229L228 12ZM237 9H238V7H237ZM236 8H235V10H237ZM167 10V11H168ZM194 10V11H195ZM204 10V9H203ZM35 11V10H34ZM75 11V10H74ZM78 11V12H79ZM82 11L81 12H79V14H82ZM110 11V10H109ZM108 11V12H109ZM161 13H160V12ZM165 11H163V12H165ZM166 11V12H167ZM174 11L175 12H178V10L176 11V8H174ZM189 11H190V13H189ZM197 11V10H196ZM207 11V10H206ZM209 11H210V9H209ZM226 10H224L223 12H225ZM56 13H57V11H55ZM60 12V11H59ZM58 12V14H60ZM78 12H76L77 14H78ZM111 12V11H110ZM115 12V11H114ZM147 12V11H146ZM174 12V13H175ZM198 12H197V14H198ZM55 13V14H56ZM50 14V13H49ZM53 14V13H52ZM58 14L57 15H55L56 17H58ZM68 14V13H67ZM101 14V15H102ZM107 14V13H106ZM105 14V15H106ZM109 14V13H108ZM134 14V13H133ZM140 14V15H139ZM164 14V13H163ZM177 14H180L179 12L177 13ZM180 14V15H181ZM200 14V13H199ZM51 15V14H50ZM85 15V16H84ZM150 16V17H148V16ZM187 15V16H188ZM202 16H203V13L201 14ZM200 15V16H201ZM55 16H54V14H53V16L52 17H54L55 18ZM79 16V15H78ZM107 16V15H106ZM170 16H172V15H170ZM173 16H174V14H173ZM182 16V15H181ZM181 16H179L180 18H181ZM206 16V15H205ZM42 17V16H41ZM46 17V16H45ZM51 17V16H50ZM66 17V16H65ZM82 17V18H81ZM101 17H103V19H104V16H100L98 19H101V22L102 23H97V24H99L100 26L101 25H105V24H103L104 22H103V19L101 18ZM124 17V16H123ZM137 17H135V18H137ZM139 17V19L138 20H140V22H141V27H143V25L142 24H144V22L142 21V18H140ZM175 17H176V15H175ZM175 17H172V18H175ZM194 17H196L197 18V16H194ZM207 17V16H206ZM211 17V18H212ZM220 19H219V18ZM228 16H226V18H227ZM14 18V17H13ZM24 18V17H23ZM28 18H30V17H28ZM48 18V17H47ZM59 18V17H58ZM69 18H70V15H69ZM92 18V19H91ZM108 18V17H107ZM153 18V17H152ZM171 18V19H172ZM178 18V17H177ZM177 18H176V20H177ZM193 18V17H192ZM195 18V19H196ZM210 18V17H209ZM226 18H224V19H226ZM3 19V18H2ZM46 19V18H45ZM53 18H51V20H52ZM71 19V18H70ZM78 19V18H77ZM88 19H86L85 18V20H87V21H83L82 23L84 24V22H85V25H88V24H90V26L88 25L87 27H89V28H87V31L89 32H87L86 31V29H85V31H86V33L87 34H90V31H91V33H92V27L95 29V28H97V29H99L98 28V25L95 27V26H91V23H88V22H90V20H88ZM137 19H136V21H137ZM179 19V18H178ZM190 18H189V16H188V20H189ZM194 19V20H195ZM214 19H216L215 21H214ZM217 19H218V21H217ZM29 20V19H28ZM48 20V19H47ZM58 20H60V19H58ZM58 20H54V21H58ZM66 20V19H65ZM94 20L92 21V22H94ZM105 20V19H104ZM5 21V20H4ZM62 21H63V19H62ZM67 21V20H66ZM65 21V22H66ZM70 21V20H69ZM80 21V22H81ZM106 21V20H105ZM175 21V20H174ZM179 21V20H178ZM191 21V20H190ZM199 21V20H198ZM208 21V22H207ZM222 21H224L223 19H222ZM226 21H228L227 19H226ZM51 22V21H50ZM60 22V21H59ZM59 22H58V24H59ZM94 22V23H95ZM133 22V21H132ZM140 22L139 23H137V24H140ZM170 22V21H169ZM193 23H194V21H192ZM197 22V21H196ZM200 22V23H201ZM225 22V21H224ZM228 22H230V21H228ZM1 23H3V25H5L4 23L5 22H1ZM55 23V22H54ZM86 23H88V24H86ZM95 23V24H96ZM108 23V22H107ZM191 23V22H190ZM192 23V24H193ZM227 23V22H226ZM16 24H18V23H16ZM60 24H61V22H60ZM93 24V23H92ZM168 24V23H167ZM167 24H166V27H168L169 28V25L167 26ZM0 25H2V24H0ZM19 25V24H18ZM45 25V24H44ZM75 25V24H74ZM83 26V30H84V27H86V26ZM133 25V24H132ZM131 25V26H132ZM136 25V24H135ZM10 26V25H9ZM60 27L62 26V24L61 25H59ZM65 26V25H64ZM137 26H139V25H136L135 27L137 28ZM139 26V27H140ZM160 26H162V28H163V25H160ZM164 26H165V24H164ZM215 26V27H214ZM220 26H222V27H220ZM1 27V26H0ZM18 27V26H17ZM59 27V28H60ZM72 27V26H71ZM82 27V26H81ZM103 27V26H102ZM102 27H100V29L102 28ZM137 28V31H136V29H134L136 32L135 33H133V34H136L137 32H139V31H141V32H139L137 35H138V38H139V36L141 35V36H143V31H145L144 29H146V28H144V27H147L148 28V26H147V24H144V29L143 28H141L142 30H140V28ZM181 28H183L182 26H180ZM37 28V27H36ZM51 28H52V26H51ZM56 28V27H55ZM185 28V29H186ZM202 28V27H201ZM210 28H212L213 29V31H211L210 30ZM218 28V29H217ZM222 30H221V29ZM21 29V28H20ZM68 29V28H67ZM93 29V35H95V34H97V35H95V37L92 35V37L94 38V41H95V38H97L98 40H99V42L100 41H104V39L102 38V32H100L99 34L96 32V31H101V30H97L96 29V31ZM103 29V28H102ZM154 29V30H153ZM158 29L160 30V32L158 33ZM164 29H166V28H164ZM175 29H173V30H175ZM184 29V28H183ZM216 29V30H215ZM236 29V30H237ZM13 30V29H12ZM17 30V29H16ZM48 30V29H47ZM55 30V33H56V29H54ZM63 30V29H62ZM81 30V29H80ZM90 30V31H89ZM126 30H128V29H126ZM133 30V31H134ZM147 30V29H146ZM205 30V29H204ZM207 30V29H206ZM214 30H215V32H214ZM219 30V31H218ZM21 31V30H20ZM59 31V30H58ZM57 31V32H58ZM79 31V30H78ZM130 31V30H129ZM148 31V30H147ZM166 31H169V30H166ZM171 31H172V29H171ZM175 31V32H176ZM61 32V31H60ZM66 32V31H65ZM68 32H70V31H67V33ZM81 32H82V30H81ZM81 32H79L80 33V35H78V33H76L77 34V37L78 36H80V37H78L79 38V40H81L80 38H82V40H83V38L85 39L86 37H89V35H86V33L85 34H83V32H82V34L84 35V37H82V34H81ZM96 32V33H95ZM164 32V31H163ZM170 32V31H169ZM214 32V33H213ZM1 33V32H0ZM33 33V32H32ZM44 33V32H43ZM141 33V34H140ZM164 33H166V32H164ZM195 33V32H194ZM203 33V34H202ZM207 33V34H206ZM52 34V33H51ZM56 34H58V33H56ZM60 34V33H59ZM69 34V33H68ZM140 34V35H139ZM176 34V33H175ZM213 34H215V36L213 35ZM230 34V33H229ZM86 35V36H85ZM99 35V36H98ZM132 35V34H131ZM136 35V36H137ZM187 35V36H186ZM193 35V34H192ZM206 35H208L209 37L211 36V37H213L212 38V40L213 39H216L217 40V38H218V42H215L214 40H213V42L215 43V44H218V45H216V47L214 46V45H211V46H214L211 50H210V44L209 43H212L213 44V42L211 41V42H209L211 39H208L207 40V36ZM34 36V35H33ZM96 36H98V37H96ZM140 36V41H141V39H142V37ZM151 36V35H150ZM191 36V37H190ZM217 36V38H215ZM224 36H226V37H224ZM230 36V35H229ZM66 37V36H65ZM76 37V36H75ZM92 37H89V38H92ZM127 34H126V36L124 37V40H126V42H127ZM132 38H136V37H133V35L131 36ZM168 38V41H167V38ZM196 37V39H198L197 37V35L195 36ZM206 37V39H204ZM210 37V38H211ZM222 37H224V38H222ZM233 37H235V36H233ZM5 38V37H4ZM68 38H70V37H68ZM78 38H77V40H78ZM132 38H130V39H132ZM165 38V39H164ZM230 38H232V37H230ZM32 39V38H31ZM38 39V38H37ZM87 39V38H86ZM86 39L85 40H83V42L85 41V42H90L91 40H93V39H90V41H89V39L86 41ZM96 39V40H97ZM108 39V38H107ZM122 39V38H121ZM164 39V40H163ZM170 39V40H169ZM173 39V38H172ZM201 39L203 40L202 42H201ZM7 40H9V39H7ZM66 40V41H65ZM64 41H65V43L66 42H68V39H65ZM78 40V41H79ZM123 40V39H122ZM121 40V41H122ZM134 40V39H133ZM132 40V41H133ZM143 40V39H142ZM157 40H158V42H157ZM160 40H162V41H160ZM204 40H207V42L206 41H204ZM264 40V39H263ZM34 41H36V38H34V40H32L31 42L33 43ZM64 41H62L61 43L63 44V42ZM71 41H73L72 43H70V39H69V43H68V47L69 48H71L70 47V45L71 46H73V43H74V46H73V49H75L76 47V45L77 44H75V42L76 43H78L77 41H76V39L74 40V38L73 39H71ZM75 41V42H74ZM128 41H129V39H128ZM131 41V40H130ZM129 41V42H130ZM135 41H136V43H135ZM134 41V44H133V47H135L136 45H137V49H138V41H137V39ZM145 41V40H144ZM150 41V40H149ZM171 41V42H170ZM182 41H184V42H182ZM96 42H98V41H96ZM99 42L97 43V45H99ZM124 42V41H123ZM125 42V43H126ZM167 42L169 43V44H167ZM183 44H182V43ZM209 42V43H208ZM261 42H263L264 43V41H261ZM37 44H38V41L36 42ZM81 43H82V41H81ZM107 43V42H106ZM120 43H122V42H120ZM125 43H123L121 46H122V49L123 48H125L126 49V45H125ZM131 43V42H130ZM129 43V44H130ZM133 43V42H132ZM131 43V44H132ZM200 43H197V47H199L198 45H200V48H201V50H203L202 48V46H201V44ZM206 43H208L207 44V46H206ZM225 43V44H224ZM31 44V43H30ZM37 44H35V42H34V46H36L37 47V49H38V45ZM58 44V43H57ZM80 44V42L78 43V45ZM82 44H84V43H82ZM100 44L103 46V44H102V42H100ZM110 44V43H109ZM145 44H147V42L145 43ZM148 44H150V43H148ZM147 44V45H148ZM155 44V45H154ZM164 44V43H163ZM174 44V45H173ZM176 44H179L178 46H176ZM222 44H224L225 46H226V44H227V46H229V48L232 46V47H234V50L236 49V51H234V52H237L236 53V58H237V55L239 56V58H237V60L238 61H236V62H240L239 64H237L238 66L240 65V67H238V69H237V67H236V69L238 70V72H236L235 74L233 73V75L231 76V74H230V72L233 70H231V69H229V71L227 72V74H228V76H227V78L229 77V76H231L232 78V81H231V79L229 80V79H227V78H225V76H226V74L224 73V78L226 79V80H228L229 82V87H231L230 89H229V91L228 90H226V89H224V88H219V87H217L215 84H213L212 82H211V79L210 78H212V77H209V74L211 75V73H212V71H213V69H210V68H214L215 66H216V62H217V60L214 58V55L215 56H217V54H219L223 49H224V45H222ZM32 45V44H31ZM77 45V46H78ZM101 45H99V46H97V48H101L102 46ZM144 45V44H143ZM147 45H145L146 47H148ZM160 45V46H161ZM180 45V46H181ZM203 45V46H204ZM264 45V44H263ZM1 46V45H0ZM83 46V45H82ZM101 46V47H100ZM107 46H109V45H107ZM113 46V45H112ZM120 46V47H121ZM155 46V47H154ZM159 46V45H158ZM160 46L159 47H157V50H158V48H160ZM185 46H184V48L183 49H185ZM208 46H210V47H208ZM217 46H221L220 48L222 49H220V52L218 51H212L214 48L216 49V48H218V50H219V47H217ZM5 47V46H4ZM3 47V48H4ZM32 48H33V46H31ZM35 47V48H36ZM75 47V48H74ZM133 47L131 46L130 47V45L129 46H127V48H131V50L129 51V49H128V51L127 50H125V55H126V51H127V55L129 56V54H128V52H131L132 50H133ZM161 47H164V45H162ZM165 47V48H166ZM176 47V48H175ZM186 47V48H187ZM197 47H194L195 49H199L200 50V48H197ZM232 47H231V49H232ZM42 48V47H41ZM79 48V47H78ZM142 48V47H141ZM151 48H148V51H150L151 50ZM165 48L162 50H160L159 51V53H162L161 51H163L164 52V50H165ZM227 48V47H226ZM36 49V50H37ZM73 49H71V50H73ZM77 49V48H76ZM76 49L74 50V51H72V53H74L75 51H76ZM80 50H81V48H79ZM107 49H108V47H107ZM137 49H135L134 48V50H135V52H133V55L132 56H134L135 58L137 57V56H139V54H137L136 52H138V50ZM156 49V48H155ZM155 49L154 50H151L152 52L153 51H155ZM190 49H192V52H191V50ZM207 49H209L210 50V52L211 53H213L214 55H212L211 53H209V50H208V52L206 51ZM0 50H3L2 48H0ZM70 49H69V51H71ZM84 50V49H83ZM137 50V51H136ZM171 50V51H170ZM190 50V51H189ZM201 50H200V52H201ZM100 51V50H99ZM109 51V50H108ZM108 51H107V53H108ZM118 51V50H117ZM123 51V50H122ZM140 51V50H139ZM144 53L145 52H147V50L145 51V48H144ZM150 51V52H151ZM166 51V50H165ZM179 51V53H177V52ZM226 51V50H225ZM224 50H223V52L222 53H224L225 52ZM229 51H230V49H229ZM228 51V52H229ZM262 53H261V52ZM1 53H2V51H0ZM64 52H66V51H64ZM77 52L78 51H76L75 52V54H72V55H76L77 54ZM81 52H82V50H81ZM80 52V53H81ZM106 52V51H105ZM113 52V51H112ZM116 52V51H115ZM150 52H147L146 54L148 55V54H150ZM151 52V54H152V56L151 55H149V56H151V57H153V61H155V63H156V61H157V59H158V57H156V56H154L155 55V53L153 54ZM168 52V53H169ZM199 52V53H200ZM208 54H207V53ZM217 52V53H216ZM233 52V53H234ZM87 52H82L81 54L83 55V54H85V56L83 55V57H81V59L83 58L84 59V61L86 60L85 58L87 57V58H89V59H92L93 60V58L95 59L94 61H92V62H96V63H94V64H98V59H97V56H94L93 54H86ZM100 53V52H99ZM158 53V55H161V54H159ZM167 53V52H166ZM170 53V54H171ZM202 53H204V51H202ZM221 53V54H222ZM4 54H6L5 53V50H4ZM61 54H63V53H61ZM80 54V55H81ZM101 54V53H100ZM131 54H132V52H131ZM178 54V55H177ZM198 54V55H197ZM210 54L212 55L211 56V61H213V63H214V66H213V63H212V66H211V64H210V66L209 65H206L204 62H206L207 60L210 62V59H208L207 58V56L209 55V58H210ZM225 54V53H224ZM223 54V55H224ZM1 55V54H0ZM32 55V54H31ZM30 55V56H31ZM36 55H38L39 56V53H37ZM71 55V53H69V58L71 57L70 56ZM79 55V54H78ZM78 55H76V56H74V57H77L78 58ZM88 55V56H87ZM97 55V54H96ZM103 55V54H102ZM137 55V56H136ZM147 55L145 56V59H146V57H147ZM156 55H157V53H156ZM157 55V56H158ZM222 55V56H223ZM226 55H228V53L226 52ZM225 55V56H226ZM66 56V55H65ZM93 56V57H92ZM101 56V55H100ZM100 56H98V57H100ZM128 56H126V57H128ZM173 56H171V57H173ZM221 56V57H222ZM229 56V55H228ZM24 57V56H23ZM52 57V56H51ZM80 57V56H79ZM85 57V58H84ZM92 57V58H91ZM96 57V58H95ZM130 58H131V56H129ZM127 58V59H129L130 60V58ZM160 57H161V59H160ZM200 57V58H199ZM205 58L206 57V61H204L203 62V59H202V62H201V58ZM224 57V56H223ZM1 58H3L2 56H1ZM7 58V57H6ZM9 58V57H8ZM62 58V57H61ZM73 57H71V59H68V60H70L69 62H71L73 59H75V58H73ZM113 58V57H112ZM138 58V63L140 64L141 62H143V60L142 61H140L141 59V57L139 58V57H137ZM149 58V57H148ZM147 58V59H148ZM155 58H157L156 60H155ZM212 58L216 61H214V60H212ZM217 58V57H216ZM235 58V59H236ZM65 58H63L62 60H64ZM79 59V58H78ZM81 59H79V60H81ZM97 59V60H96ZM124 59H126V58H124ZM126 59V60H127ZM134 58L132 57V60H133ZM144 59V58H143ZM144 59V60H145ZM159 59L160 60H162L163 59V57L162 56H159ZM158 59V60H159ZM168 59V58H167ZM234 59V58H233ZM1 60V59H0ZM5 59L3 58V60H2V62L4 61ZM56 60V59H55ZM66 60V59H65ZM79 60H77L78 62H80ZM128 60V61H129ZM131 60V62L129 61L128 63H132V62H134V60L137 62V59H134L133 61ZM171 60H173L172 58H171ZM200 60V61H199ZM77 61H72V62H77ZM84 61H82L81 60V62H82V64H81V66L82 65H85V66H87V68L89 67L88 65H86V64H84ZM88 61V60H87ZM86 61V62H87ZM152 61V62H153ZM165 58L161 61V62H163L164 63V65H162L161 64V70H163V68H164V70H165V67H166V70H167V66H166V64H168L169 62V60H167V61H165ZM224 61H225V59H224ZM223 61V62H224ZM1 61H0V63H2ZM58 62V61H57ZM66 62V61H65ZM65 62L63 63V64H65ZM77 62V63H78ZM91 62V63H92ZM136 62H134V63H136ZM151 62V63H152ZM160 62V63H161ZM168 62V63H167ZM226 62V61H225ZM60 63V62H59ZM77 63H76V66H77ZM88 64H89V62H87ZM106 63V62H105ZM125 63V65L127 64V61L126 62H124ZM138 63H136V66H138L139 64ZM154 63V62H153ZM152 63V64H153ZM203 63V64H202ZM216 63V64H215ZM227 63H228V61H227ZM227 63H226V65H227ZM52 64V63H51ZM68 64V63H67ZM71 64V63H70ZM73 64V63H72ZM79 64V65H80ZM107 64V63H106ZM128 65V67H130L131 65ZM138 64V65H137ZM143 63H141L140 65H142ZM146 64H148V63H146ZM152 64H150V65H152ZM158 64V63H157ZM205 64V65H204ZM231 64V63H230ZM74 65V67H76L75 66V63L73 64ZM124 65V66H125ZM132 65H134V64H132ZM139 65V66H140ZM144 65V64H143ZM158 65H160V64H158ZM177 65V66H176ZM202 65L203 66H205V68H206V70H207V68L209 67V69L206 71V70H204L205 68H203L202 67ZM221 65V64H220ZM57 66H58V63H57ZM63 66V65H62ZM67 66V65H66ZM95 67V65H93V63H92V66H90V67ZM98 66L100 67V65L98 64ZM97 66V68L99 69V67ZM135 65H134V67H136ZM138 66V67H139ZM155 66V65H154ZM162 66H164V67H162ZM228 66H230V65H228ZM231 66H233V64L231 65ZM60 67H61V65H60ZM83 67V66H82ZM89 67V68H90ZM133 67V66H132ZM133 67V68H134ZM235 67V66H234ZM158 68V67H157ZM157 68L155 69V67L153 68L154 69V71L155 70H157ZM172 68V69H171ZM37 69H38V67H37ZM57 69V68H56ZM77 69V68H76ZM97 69V71H95V68L93 69L92 68V70L91 71H89L88 70V72H87V70H86V68L85 69H81V71H82V73H83V71H86L87 72V74H86V72H84V76L85 75H88V74H90L88 77H86L85 76V78L84 77H82L83 76V74L80 76L81 78H79L80 80V82H81V80L84 78L85 79V85H87L88 83V81L90 80V81H96V80H98V79H96V78H92L91 77V75L93 76V77H95L96 76V74H99L100 73V71L102 72V68L101 69H99L98 70ZM124 69H128L127 67L126 68H124ZM130 69H132V68H129V70ZM139 69V68H138ZM215 69V68H214ZM235 68H234V70H236ZM60 70V69H59ZM58 70V71H59ZM79 70V69H78ZM128 70V71H129ZM158 70H160V69H158ZM166 70H165V72H166ZM210 70H212V71H210ZM233 70V71H234ZM23 71V70H22ZM65 71V70H64ZM210 73H209V72ZM92 72H94L93 74H91ZM96 72H98V73H96ZM107 72V71H106ZM157 72V71H156ZM155 72V77H156V79L158 80L159 78H158V75H156V74H158V72L156 73ZM160 72V71H159ZM164 72V73H165ZM206 72V73H205ZM207 72L209 73L208 75H207ZM214 72H218L217 70H215V71H213V73ZM96 73V74H95ZM154 73V72H153ZM237 73H240V74H237ZM100 74H102V73H100ZM230 74V75H229ZM28 75V74H27ZM69 75V74H68ZM141 75V74H140ZM139 75V76H140ZM161 75H164L163 73L161 74ZM160 75V76H161ZM166 75V74H165ZM192 75V76H191ZM213 75V74H212ZM130 76V75H129ZM127 77L128 79L130 78L131 79V77L132 76H130V77ZM149 76H151V74L149 75ZM214 76V75H213ZM1 77V76H0ZM4 77V76H3ZM99 76H97V78H98ZM114 77V76H113ZM22 78V77H21ZM86 78H90V79H86ZM150 78H152V77H150ZM164 78V77H163ZM197 79V81L195 80V79ZM214 78H216V77H214ZM213 78V79H214ZM222 78V77H221ZM2 79V78H1ZM5 79V78H4ZM3 79V80H4ZM7 79V78H6ZM93 79V80H92ZM102 79V78H101ZM129 79V83H131L130 84V87L133 89V86H131V85H136V84H138V82L136 83V80H134V78L132 77V81ZM2 80V81H3ZM9 80V79H8ZM88 80V81H87ZM133 80L135 81V84H132V83H134L133 82ZM138 80V79H137ZM141 80H143V79H141ZM152 81H154L155 80V78L153 79H151ZM165 80H167V79H165ZM165 80H164V82H165ZM193 80H195V82H197V84H198V86L196 87V89L194 88V86L193 85H195L196 83H192V82H194ZM221 80V79H220ZM224 80V79H223ZM4 81H6V80H4ZM3 81V82H4ZM14 82V80L13 79H11V81H8L7 83H11V82ZM127 81V80H126ZM125 81V82H126ZM146 81V80H145ZM161 81V80H160ZM159 81V82H160ZM200 82V84L201 83H203L204 84V86H205V84H206V87H204V86H202V85H200L199 84V82ZM217 81V80H216ZM230 81H231V83H230ZM16 83H18V81L16 80L15 81ZM84 82V81H83ZM115 82V81H114ZM128 82V81H127ZM158 82V81H157ZM162 83H163V81H161ZM215 82V81H214ZM5 84H6V82H4ZM37 83V82H36ZM70 83V82H69ZM91 83H94V82H91ZM90 83V84H91ZM141 83H143V82H141ZM145 83V82H144ZM155 83V82H154ZM154 83H151L152 85L154 84ZM166 83V82H165ZM216 83V82H215ZM12 84H14V83H12ZM89 84V85H90ZM109 84V83H108ZM150 83H149V86L151 85ZM161 84V83H160ZM159 84V85H160ZM225 84H227V82L225 83ZM8 84H6L5 86H7ZM12 88H15L16 86H17V84H14V85H16V86H12L11 84H9ZM82 85V84H81ZM88 85V86H89ZM93 85H95V84H93ZM93 85H91V86H93ZM124 85H125V83H124ZM141 85V84H140ZM162 85V84H161ZM160 85V86H161ZM165 84L163 83V86H164ZM170 85V84H169ZM221 85V84H220ZM9 86V87H10ZM129 86V85H128ZM127 86V88H129ZM154 87H158V85L157 84H154L153 85ZM163 86L161 87V89H163ZM202 86L203 88H200V87ZM2 87V86H1ZM0 87V88H1ZM9 87H8V89H9ZM22 87H23V85H22ZM21 87V88H22ZM66 87V86H65ZM86 87V86H85ZM123 87V86H122ZM153 87V88H154ZM166 87V86H165ZM164 87V88H165ZM199 87V88H198ZM7 88V87H6ZM11 88V89H12ZM151 88H152V86L150 87V89L148 88L147 89V87H146V89H147V91H149V92H151V94L149 93V92H147V94L149 93L150 95H152V90H151ZM160 87H158V89H159ZM168 88V87H167ZM198 88V89H197ZM208 90H207V89ZM10 89V90H11ZM16 89V88H15ZM23 89V88H22ZM116 89H118V88H116ZM130 89V88H129ZM155 89V88H154ZM156 90V91H154L155 93L157 92V93H160V92H162V91H160V90ZM199 89H202L203 91L201 92V90L199 91ZM3 90V89H2ZM30 90V89H29ZM122 90V89H121ZM126 90V89H125ZM143 90V89H142ZM170 90V91H171ZM197 90V91H196ZM205 90V91H204ZM9 91V90H8ZM17 91V90H16ZM19 91V90H18ZM90 91H91V89H90ZM116 91V90H115ZM130 92H133L132 90H129ZM128 90L125 92V91H123L124 93H121V92H119V95L120 94H125L126 93V95L125 96H127V94H128V96L130 97V95L129 94H132V93H130ZM164 91H166V88H165V90H163V92ZM198 91L200 92V93H198ZM206 91H207V94H209L211 97H213V99L211 100V97H209L208 95L206 96V98L204 97V94L206 93ZM1 92V91H0ZM68 92V91H67ZM79 92H81V91H79ZM78 92V93H79ZM118 92V91H117ZM128 92V93H127ZM136 92V91H135ZM140 92V91H139ZM138 92V93H139ZM146 92V91H145ZM144 92V93H145ZM153 92V94H155ZM169 92V91H168ZM205 92V93H204ZM3 93V92H2ZM17 93V92H16ZM66 93V92H65ZM85 93V92H84ZM88 93H91V92H89L88 91ZM166 94H167V92H165ZM203 93V96H201V94ZM52 94V93H51ZM72 94V93H71ZM113 94V93H112ZM143 94V93H142ZM148 94V95H149ZM1 95V94H0ZM67 95V94H66ZM157 95V94H156ZM159 95H161V94H159ZM158 95V96H159ZM165 95V94H164ZM197 95H198V97H197ZM201 97H200V96ZM206 95V94H205ZM2 96V95H1ZM9 96V95H8ZM8 96H7V99H8ZM43 96V95H42ZM72 96V95H71ZM87 96V95H86ZM93 96V95H92ZM124 95H122V96H119L118 98L119 99H123L122 101H125V99H126V101L128 100L127 98H128V96L127 97H125ZM134 96V97H133ZM139 96V95H138ZM141 96V95H140ZM153 96H155V95H152V96H150V97H153ZM173 96V95H172ZM172 96H170V97H172ZM3 97H5V96H3ZM122 97V98H121ZM123 97H125V98H123ZM132 97H133V99L135 100V99H137V98H135V95H132L130 98H129V102L130 101H132L133 99H132ZM137 97V96H136ZM147 97H149V96H147ZM146 97V98H147ZM159 97H163L162 99H164V96H163V93H162V95L161 96H159ZM166 98H168L169 96H165ZM169 97V98H170ZM175 97V96H174ZM202 98L201 100L203 101V98H204V100L206 99L207 100V104H206V100L205 101H203V103L201 102V100H200V98ZM25 98V97H24ZM74 98V97H73ZM118 98H116V101L118 100ZM154 98V97H153ZM177 98V97H176ZM210 98V101L208 102V99ZM4 99V98H3ZM26 99V98H25ZM55 99H56V97H55ZM112 99V98H111ZM114 99H115V97H114ZM139 99V98H138ZM144 99V98H143ZM149 99H151V98H148V100ZM172 99V98H171ZM198 99V100H197ZM31 100V99H30ZM132 101V102H130V103H134L135 101ZM157 100V99H156ZM155 100V101H156ZM160 100H161V98H160ZM166 100V99H165ZM173 100H171L170 102H172ZM10 101H12L11 99H10ZM122 101H120V102H122ZM137 101V100H136ZM140 101V100H139ZM138 101V102H139ZM163 101V100H162ZM168 101V100H167ZM166 101V102H167ZM200 101V102H199ZM5 102H6V100H5ZM45 102V101H44ZM55 102H56V100H55ZM77 102V101H76ZM86 102V101H85ZM95 102V101H94ZM112 102V101H111ZM110 102V103H111ZM118 102V101H117ZM138 102L136 103V104H138ZM144 102V101H143ZM166 102H164V103H166ZM204 102H205V105H204ZM7 103V102H6ZM115 103V102H114ZM119 103V102H118ZM128 103V102H127ZM173 103V102H172ZM172 103H166V107H167V105H168V107L169 106H171V107H173V104ZM179 103V104H178ZM199 103V104H198ZM201 103V104H200ZM2 104V103H1ZM47 104V103H46ZM117 104V103H116ZM124 104H126V103H124ZM135 104V103H134ZM134 104H133V106H130V107H134V110L137 108V107H139V104L141 105V103L139 102V104L137 105V107H135L134 106ZM156 104V103H155ZM170 104V105H169ZM203 104V105H202ZM3 105V104H2ZM1 105V106H2ZM10 105V104H9ZM9 105H6V106H8V109H10L11 107V105L9 106ZM81 105V104H80ZM111 105H112V103H111ZM115 105V104H114ZM120 105V104H119ZM131 105V104H130ZM176 105V104H175ZM201 105L202 106H206L207 107V110H206V107H205V109L204 108H201ZM45 106H48V105H45ZM53 106V105H52ZM96 106V105H95ZM108 106L111 108V106H110V104H108ZM107 106V107H108ZM121 106V108H123V105L121 104L120 105ZM34 107V106H33ZM41 107V106H40ZM91 107V106H90ZM93 107V106H92ZM105 107V106H104ZM108 107V108H109ZM112 107H114V106H112ZM117 107L118 106H115V109L113 110V108H112V110L114 111H112V112H110L111 110H109V112H107L108 114L110 113V115H111V117H112V114L114 115V113H115V110L117 109ZM158 107V106H157ZM3 108V107H2ZM1 108V109H2ZM42 108V107H41ZM60 108V107H59ZM109 108V109H110ZM170 108V107H169ZM169 108H166V109H169ZM0 109V110H1ZM6 109V108H5ZM48 109V108H47ZM105 109H107V108H105ZM120 108L118 107V110H119ZM151 109H152V107H151ZM158 109H159V107H158ZM11 110H13V109H11ZM108 110V109H107ZM117 110V111H118ZM169 110H174V108H172V109H169ZM7 111V110H6ZM48 111V110H47ZM95 111V110H94ZM116 111V115H114V117L113 118H115L116 119V116H119L118 115V112H120V111H118L117 112ZM154 111V110H153ZM157 111H159V110H157ZM171 111H169V112H171ZM183 111H184V113L187 115H185V114H183ZM1 112V111H0ZM8 112V111H7ZM34 112V111H33ZM36 112V111H35ZM90 112V111H89ZM132 112H134L133 111V109H132ZM131 112V113H132ZM135 112H136V110H135ZM134 112V116H133V118L132 119H135V118H137V117H135V116H138L139 114L137 113V115H136V113ZM174 112H175V110L173 111V114H174ZM6 113V112H5ZM41 113V112H40ZM45 113V112H44ZM155 113V114H156ZM182 114V116L185 118V119H182V118H179V117H181L180 115ZM4 114V113H3ZM7 114V113H6ZM29 114V113H28ZM31 114H33V113H31ZM30 114V115H31ZM37 114V113H36ZM35 114V115H36ZM95 114V113H94ZM102 114H104V113H102ZM175 114H177V113H175ZM29 115V116H30ZM38 115V114H37ZM132 115H133V113H132ZM4 116V115H3ZM6 116V115H5ZM33 116V115H32ZM44 115H42V117H43ZM131 116V115H130ZM147 116V115H146ZM149 116V115H148ZM163 116H165V117H163ZM186 116V117H185ZM31 117V116H30ZM38 117V116H37ZM48 117V116H47ZM89 117V116H88ZM94 117V116H93ZM99 117H101V116H99ZM135 117V118H134ZM152 117V116H151ZM157 117V116H156ZM155 117V118H156ZM170 117V118H169ZM197 117H198V121H199V119H201V121L206 125V128H207V131L210 129V132L209 133H211L210 135L213 137V138H216L217 139V141L218 142H220V143H222V146H224V147H227V149L226 148H223L222 146V148H220L219 147V149H221V151H222V149H223V152H225L226 150H229V149H231L232 150V153L233 154H231L230 153V151L231 150H229V151H227L228 153L227 154H224L223 156H222V154H221V157L219 156L220 155V153H215V152H219L220 150L218 149H216L215 147H212V149L213 148H215L217 151H214L213 153H214V157H215V155H216V158H214L213 157V155L211 156V154H213V153H211L210 155H209V157L208 158H212V159H210V160H212L211 162H214L213 164L214 165H211V163H209V161L210 160H208L207 158H205V157H207V156H205V152H204V150H203V152H204V155L202 154L203 152H202V149L203 148H200L202 145H204L203 143H204V141H203V139L200 137V135L199 134H195V130H196V128H201V130H203L204 128H205V125H203L204 126V128H202V127H200L198 124H196V125H193V126H195V128L193 127V126H191L190 124H192L191 123V119L189 120V118H192V120L194 121V119H196V121H197ZM26 118V117H25ZM28 118V117H27ZM32 118V117H31ZM33 118H34V120H36V119H40V114H39V118H36L35 116H33ZM36 118V119H35ZM81 118V117H80ZM129 118V117H128ZM154 118V117H153ZM187 118V119H186ZM22 118H20V120H21ZM30 119V118H29ZM100 119H102V118H100ZM110 119V118H109ZM139 120H140V117L138 118ZM16 120V119H15ZM20 120L18 121V122H14V124H17V123H19L20 122ZM33 120V119H32ZM81 120H84V118H81ZM99 120V119H98ZM187 120L189 121V123L187 122ZM24 121V120H23ZM39 121V120H38ZM41 121V120H40ZM106 121V120H105ZM109 121V120H108ZM117 121V120H116ZM192 121V122H193ZM1 122H3L2 120H1ZM30 122H31V120H30ZM33 122V121H32ZM43 122V121H42ZM79 122H81V121H79ZM98 122V121H97ZM137 122H138V120H137ZM145 122H146V120H145ZM144 122V123H145ZM148 122H146V123H148ZM195 122V121H194ZM4 123V122H3ZM2 123V124H3ZM8 122H6V123H4L5 125L7 124ZM22 123H24V122H22ZM39 123V122H38ZM82 123H84V122H82ZM195 123H197V122H195ZM11 124V123H10ZM19 124H21V122L19 123ZM19 124H17L18 126H19ZM40 124V123H39ZM78 124H81V123H78ZM85 124V123H84ZM149 124H147V125H149ZM13 125V124H12ZM86 125H88V123L86 124ZM90 125V124H89ZM150 125H149V127H150ZM1 126V125H0ZM26 126V124L23 126V128ZM158 128H156V127ZM197 126H199V127H197ZM2 127V126H1ZM7 127H8V125H7ZM13 127H14V125H13ZM16 127V126H15ZM91 127V126H90ZM118 127H119V125H118ZM151 127V129H153ZM162 127V128H161ZM4 128V127H3ZM57 128V127H56ZM19 129V128H18ZM22 128L20 127V130H21ZM162 129V130H161ZM195 129V130H194ZM1 130V129H0ZM23 130V129H22ZM25 130V129H24ZM159 130V131H158ZM206 129H204V132L203 133H205L206 131H205ZM212 130V131H211ZM215 130V131H214ZM29 131V130H28ZM69 131V130H68ZM199 132H200V129L198 130ZM152 132H155V130H153ZM162 132V133H161ZM214 132V133H213ZM1 133V132H0ZM197 133V132H196ZM25 134V133H24ZM28 134V133H27ZM39 134V133H38ZM52 134V133H51ZM215 134V135H214ZM26 135V134H25ZM41 136H42V134H40ZM71 135V134H70ZM163 137V138H161V136ZM205 136H206V133L204 134ZM210 135L208 136L209 138H207L208 140H206L208 143V145H209V143H214L215 141H216V139H214L213 141L211 140V139H213L212 137H211V139H210ZM24 136V135H23ZM41 136H40V138H41ZM7 138V137H6ZM23 138V137H22ZM25 138H27L26 139V141L28 142V144L29 143H31V138H33L32 140H33V142H32V144H34L35 142H34V139H38L39 137H31V138H28V136H26ZM44 138V137H43ZM205 138V137H204ZM11 139V138H10ZM17 139V138H16ZM30 139V140H29ZM52 139V138H51ZM146 139V138H145ZM146 139V140H147ZM158 139H156V141L158 140ZM209 139H210V142H209ZM1 140V139H0ZM46 140V139H45ZM48 140H50V139H48ZM57 140V139H56ZM23 142H24V139L22 140ZM22 141H21V143H22ZM38 141V140H37ZM47 141V140H46ZM87 141V140H86ZM9 142V141H8ZM50 142V141H49ZM53 142V141H52ZM57 142V141H56ZM146 142V141H145ZM166 142H167V144H166ZM168 142H173L175 145V147H177V149L176 150H178V152L176 153V152H174V153H172L173 152V150L174 149H172V144L170 145ZM196 142H198V143H200V145L199 144H197ZM203 142V143H202ZM26 143V142H25ZM24 143V144H25ZM40 143V142H39ZM63 143V142H62ZM23 144V143H22ZM32 144H30V145H32ZM64 144V143H63ZM164 144V145H163ZM166 144V145H165ZM216 144V147L218 146L217 144L218 143H215ZM27 145V143L25 144V146ZM36 145V144H35ZM66 145V144H65ZM84 145V144H83ZM168 145H170V146H172L171 148H170V150L169 151H171L170 153H171V155L173 156H175V157H172L171 156V158L172 159H175L176 157V161L175 162H173L174 160H172L171 158H170V153H169V155H168V150L167 149H169V148H167V149H164L165 147L164 146H168ZM212 145V144H211ZM226 145V146H225ZM25 146H24V148H25ZM55 146V145H54ZM63 146V145H62ZM61 146V147H62ZM87 146V145H86ZM118 146V145H117ZM155 148H159L158 150H161L160 152L158 151V154H156L157 153V149H155ZM213 146H214V144H213ZM18 147V146H17ZM27 147H28V145H27ZM82 147V146H81ZM149 147V148H148ZM174 147V148H175ZM204 147H206V146H204ZM208 147V146H207ZM209 147H210V145H209ZM30 148H32V147H30ZM35 148V147H34ZM63 148V147H62ZM79 148H80V146H79ZM84 148V147H83ZM115 148H116V146H115ZM146 148L144 147V152H142V153H144V155H148V154H146V152H145V150H146ZM151 148H153V149H151ZM200 148V149H199ZM211 148V147H210ZM14 149V148H13ZM16 149V148H15ZM14 149V150H15ZM29 149V148H28ZM60 149V148H59ZM164 149V150H163ZM172 149V150H171ZM205 149V148H204ZM214 149V150H215ZM225 149V150H224ZM24 150V149H23ZM27 150V149H26ZM26 150H24L23 151V154H22V152H21V154L22 155H24V157H26ZM68 150V149H67ZM70 150V149H69ZM73 150V149H72ZM104 150V149H103ZM197 150H198V153H197ZM199 150H201V152L199 151ZM207 150V149H206ZM1 151V150H0ZM35 151H37V149H35ZM85 151V150H84ZM83 151V152H84ZM155 151H156V153H155ZM165 151V152H164ZM193 151V152H192ZM19 152V151H18ZM30 152V151H29ZM38 152V151H37ZM59 152V151H58ZM100 152V151H99ZM102 152V151H101ZM100 152V153H101ZM167 152V153H166ZM191 152L194 154V157H193V155H192V157L193 158H195V157H197L198 155V157L200 158V156H203V158H205L206 159V161H203V162H205V163H207V164H204L202 161H200L201 163H197L196 162V160L198 159V158H195V159H193L192 161L190 160V156L189 155H191ZM25 153V154H24ZM31 153H32V150H31ZM67 153V152H66ZM71 153H73V151L71 152ZM77 153V152H76ZM78 153H80V152H78ZM77 153V154H78ZM110 153V152H109ZM117 153H118V151H117ZM179 153V155H176V154H178ZM28 154V153H27ZM30 154V153H29ZM37 154V153H36ZM82 154V153H81ZM99 154V153H98ZM119 154V153H118ZM197 154V155H196ZM201 154V155H200ZM209 154V153H208ZM219 154V155H218ZM33 155H35V153L33 154ZM32 155V157L34 158V156ZM38 155V154H37ZM40 155V154H39ZM57 155V154H56ZM104 155H106L105 153H104ZM138 155V154H137ZM182 155V156H181ZM232 155V156H231ZM29 156V155H28ZM60 156V155H59ZM62 156V155H61ZM68 156H69V154H68ZM71 156V155H70ZM75 156V155H74ZM83 156V155H82ZM94 156V155H93ZM92 156V157H93ZM96 156V155H95ZM111 156V155H110ZM151 156H149V158H151V160H152V157ZM187 156H189V157H187ZM205 156V157H204ZM211 156V157H210ZM234 156V158H236V159H238V162H239V164H236L235 162H233V163H235V164H232V162L230 163V161H232L231 160V157H233ZM23 157V156H22ZM23 157V158H24ZM39 157V156H38ZM73 157V156H72ZM77 157H81V155H79V156H77ZM85 157V156H84ZM87 157V156H86ZM91 156H89V158H90ZM102 157V156H101ZM108 157V156H107ZM113 157V156H112ZM169 157V158H168ZM182 159H184V157H187V158H189L188 160L185 158L184 160H180L181 158ZM39 158H41V157H39ZM58 158V157H57ZM98 159H99V157H97ZM104 159H105V157H103ZM202 157H201V159L202 160H205V159H203ZM213 158H214V160L215 161H213ZM32 158H30L29 157V160H31ZM61 159V158H60ZM67 159V158H66ZM75 159V158H74ZM73 159V160H74ZM92 159V158H91ZM95 159V158H94ZM167 159V160H166ZM25 160H27V157L25 158ZM33 160V159H32ZM35 160V159H34ZM33 160V163L35 162ZM37 160H38V158H37ZM37 160H36V162H37ZM69 160H72V159H69ZM78 160V159H77ZM112 160V159H111ZM150 160V159H149ZM156 161V159H153L152 161ZM198 160H200V159H198ZM2 161V160H1ZM5 161V160H4ZM97 161V160H96ZM100 161V160H99ZM107 161V160H106ZM106 161H105V163L104 164H106ZM172 161V162H171ZM11 162V161H10ZM17 162V161H16ZM29 162V161H28ZM59 162V161H58ZM62 162V161H61ZM64 162V161H63ZM63 162H62V164H63ZM111 162H114V160H112ZM158 162V161H157ZM14 163V162H13ZM20 162L18 161V164H19ZM30 163V162H29ZM38 163V162H37ZM42 163V162H41ZM87 163V162H86ZM88 163H89V161H88ZM87 163V164H88ZM160 163V162H159ZM173 163V164H172ZM230 163V164H229ZM20 164H22V165H25L24 167H26V165L28 164H23L22 162L20 163ZM31 164V163H30ZM36 164V163H35ZM39 165H41L40 164V162L38 163ZM37 164V165H38ZM55 164H56V162H55ZM61 164V163H60ZM61 164V165H62ZM89 164H91V163H89ZM88 164V165H89ZM99 164V163H98ZM109 164V163H108ZM111 164V163H110ZM161 165H162V162L160 163ZM204 164V166H202ZM17 165V164H16ZM36 165V166H37ZM38 165V166H39ZM57 165V164H56ZM83 165H85V164H83ZM92 166L94 165V164H91ZM91 165H89L90 167H91ZM162 165V166H163ZM173 165V166H172ZM186 165H188L187 167H186ZM9 166V165H8ZM14 166V165H13ZM19 166V165H18ZM17 166V168H20V169H22V167L20 166V167H18ZM30 166V165H29ZM62 166H64V164L62 165ZM81 166H82V164H81ZM96 166H98V165H96ZM115 166V165H114ZM31 167H32V165H31ZM35 167V166H34ZM41 168H42V166H40ZM50 167V166H49ZM65 167V166H64ZM90 167H86V168H88V169H86L85 168V172H86V175L88 174V172H91L90 171ZM94 168H96L95 166H93ZM118 167V166H117ZM205 167V168H204ZM207 167V168H206ZM5 168V167H4ZM16 167L14 166V169H15ZM44 168V167H43ZM52 168V167H51ZM60 168H62V167H60ZM94 168H92V169H94ZM97 168H99V166L97 167ZM96 168V169H97ZM13 169V170H14ZM24 169V168H23ZM45 169V168H44ZM66 169V168H65ZM64 169V170H65ZM68 169V168H67ZM80 169V168H79ZM81 169H84V167H81ZM80 169V170H81ZM115 169V168H114ZM169 169H170V171H169ZM225 169H227V171L225 170ZM264 169V168H263ZM1 170V169H0ZM7 170V169H6ZM12 170V171H13ZM15 170H17V169H15ZM38 170V169H37ZM43 169H41V171H42ZM63 170V169H62ZM101 169H99L98 171H100ZM112 170V169H111ZM211 170V172L209 173V171ZM213 170H215L214 172H212ZM219 171V172H217L216 173V171ZM21 171V170H20ZM17 172L16 171V173L14 172V174H12V175H14L13 177H12V175L10 176V177H12L13 179H14V177H16L15 175L17 174V173H21V172ZM25 171V170H24ZM39 171V170H38ZM41 171H39L38 173H39V175H40V172ZM44 172H46L45 170H43ZM48 171V170H47ZM67 171V170H66ZM65 171V172H66ZM73 171V170H72ZM84 170H82L81 172H83ZM96 171V170H95ZM165 171V170H164ZM224 171V173H222ZM23 172V171H22ZM26 172V171H25ZM36 171L34 170V173L33 172H31V175H36V173H35ZM44 172H42V174L44 173ZM63 172V171H62ZM75 172V171H74ZM117 172V171H116ZM119 172V171H118ZM225 172H226V174H225ZM10 173H12V172H10ZM76 173V172H75ZM102 173V172H101ZM125 173V172H124ZM164 173H165V175H167L166 177H165V175H164ZM27 174H30L29 172H27L26 173V175ZM45 174V173H44ZM81 174H85V173H81ZM96 174H98V173H96ZM120 174V176H121V173H119ZM24 175V174H23ZM45 175H47L48 176V174H45ZM91 174H89V176H90ZM100 175V174H99ZM129 175V174H128ZM132 175V174H131ZM163 175H164V177H163ZM37 176H38V174H37ZM69 176V175H68ZM78 176H80L79 174H78ZM83 176V175H82ZM81 176V177H82ZM85 176V175H84ZM84 176H83V178H84ZM88 176V175H87ZM122 176H124V175H122ZM126 176V175H125ZM18 177V176H17ZM25 177V176H24ZM23 176H22V178H24ZM28 177H29V175H28ZM27 176H26V180L27 179H29ZM42 177V176H41ZM56 177V176H55ZM80 177V178H81ZM91 177V176H90ZM94 177V176H93ZM100 177V176H99ZM2 178V177H1ZM11 178V179H12ZM33 178H35L36 179V177H33ZM38 178V177H37ZM46 179H47V177H45ZM45 178H41V179H45ZM48 178L50 179L51 178V180H52V176H50V174H49V176H48ZM57 178V177H56ZM102 178H103V176H102ZM102 178H101V180H102ZM129 178V177H128ZM163 178V179H162ZM45 179V180H46ZM48 179V180H49ZM92 179V178H91ZM94 179H96V178H94ZM103 179H105V178H103ZM133 179V178H132ZM136 179H138V178H136ZM45 180H44V182H45ZM50 180V181H51ZM84 180V179H83ZM82 180V181H83ZM28 181V180H27ZM31 180L29 179V182H30ZM40 181H42V180H40ZM39 181V182H40ZM81 181V182H82ZM92 181V180H91ZM97 181H99L100 182V179L98 180L97 179ZM108 181V180H107ZM118 181V180H117ZM129 181V180H128ZM134 181V180H133ZM228 181H229V183H228ZM13 182V180L11 181V183ZM15 182V181H14ZM23 182H25V181H23ZM28 182V183H29ZM46 182L48 183V184H46ZM45 183H43L44 185H48V187H50V185H51V183H49L48 181H46ZM87 182V181H86ZM96 182V181H95ZM119 182V181H118ZM7 183H8V181H7ZM10 183V182H9ZM8 183V184H9ZM19 184V181H17L16 182V184ZM22 183V182H21ZM42 183H41V185H42ZM112 183V182H111ZM127 184H129L128 182H126ZM15 184V183H14ZM17 184V185H18ZM31 184V183H30ZM29 184V185H30ZM32 184H33V182H32ZM40 184V183H39ZM80 184H82V183H80ZM114 184V183H113ZM23 185V184H22ZM25 185V184H24ZM23 185V186H24ZM29 185H27V187L29 186ZM35 185H38V184H35ZM94 185V184H93ZM97 185V184H96ZM104 185V184H103ZM8 186V185H7ZM21 186V184L19 185V187ZM22 186V187H23ZM32 186V185H31ZM53 186V185H52ZM113 186V185H112ZM121 186H122V184H121ZM1 187V186H0ZM33 187V186H32ZM39 187V186H38ZM46 187V186H45ZM89 187V186H88ZM99 187V186H98ZM101 187V186H100ZM161 187V188H160ZM3 188V187H2ZM25 188H26V186H25ZM53 188H54V186H53ZM57 188V187H56ZM87 188V187H86ZM119 188H121L120 186H119ZM125 188V187H124ZM128 188V187H127ZM129 188H131V186L129 187ZM1 189V188H0ZM6 189V188H5ZM33 189V188H32ZM40 189H42V186L40 187ZM46 189H48L47 187H46ZM94 189V188H93ZM133 189V188H132ZM144 189V188H143ZM197 189H200L199 191V193H198V191H197ZM8 190V189H7ZM28 190V189H27ZM30 190V189H29ZM28 190V191H29ZM34 190H35V187H34ZM43 190L44 191H46L45 190V188L43 187ZM43 190H42V192H43ZM87 190V189H86ZM128 190V189H127ZM135 190V189H134ZM22 191V190H21ZM37 191V190H36ZM38 191H39V188H38ZM37 191V192H38ZM49 191H51V190H49L48 189V192ZM56 191V190H55ZM70 191V190H69ZM94 191V190H93ZM119 191V190H118ZM131 191V190H130ZM4 192H7V191H4ZM10 192V191H9ZM34 192V191H33ZM40 193H41V190L39 191ZM100 192V191H99ZM132 192V191H131ZM134 193H136L137 194V192H135V191H133ZM148 192V193H149ZM49 193H51V192H49ZM58 193H60V192H58ZM94 193V192H93ZM128 193V192H127ZM126 193V194H127ZM134 193H132V195L134 194ZM142 193V195H143V197L144 196H146V195H144V192L142 191L141 192ZM70 194V193H69ZM99 194V193H98ZM145 194H147V193H145ZM4 196H5V193L3 194ZM19 195V194H18ZM36 195V194H35ZM34 195V196H35ZM59 195H61V194H59ZM68 195V194H67ZM72 195V194H71ZM149 194H147V196H148ZM38 196H40V195H38ZM84 196V195H83ZM83 196H82V198H83ZM127 196V195H126ZM135 196V195H134ZM137 196V195H136ZM16 197V196H15ZM40 197H42V195L40 196ZM43 197H44V195H43ZM48 197H50L49 198V200L51 199V197H52V199L53 198H56V197H53V195L52 196H48ZM72 197V196H71ZM70 197V198H71ZM117 197V196H116ZM159 197H161L160 199H159ZM9 198H10V196H9ZM20 198V197H19ZM32 198V197H31ZM29 199V200H32V199ZM36 198V197H35ZM59 197H57V199H58ZM63 198V197H62ZM66 198H67V196H66ZM123 198V197H122ZM6 199V198H5ZM8 199V198H7ZM10 199H12V198H10ZM15 199V198H14ZM21 199V198H20ZM28 199V198H27ZM39 199V198H38ZM38 199H35L36 201L38 200ZM41 199V198H40ZM39 199V201H37V203L38 204H40L42 201H45V203H46V201H49L48 200V198H46V199H44V198H42L41 200ZM61 199V198H60ZM59 199V200H60ZM77 199V198H76ZM152 199V200H151ZM28 200V201H29ZM59 200H56L55 202H53V204L55 203L57 206H56V208L59 206V204L62 206V203H58V201ZM63 200H66V201H64V202H67V201H69V200H67V199H63ZM72 200V199H71ZM69 201L67 204L69 205L68 206V208H67V205H66V208H67V210H68V212L70 211L71 212V210H72V212L71 213H73V211L74 212H76V213H78L77 212V210H76V208L75 207H77L78 205H77V203H74L75 201ZM74 200H75V198H74ZM144 200H146V202L144 201ZM149 200V201H148ZM0 201H2V200H0ZM6 201V200H5ZM79 201V200H78ZM82 201H84V200H82ZM81 201V202H82ZM128 201V200H127ZM142 201V202H141ZM7 202V201H6ZM6 202H3V203H6ZM11 202V201H10ZM57 202V203H56ZM80 202V201H79ZM116 202H118V201H116ZM230 202H233V203H235V205L236 206H238V208H240V207H242V210H243V212L242 213H244V211H245V214H247L246 216H243L242 217V219H243V221H241V222H243V223H241L243 226L245 225V227H244V229L245 230H242V228L240 227L239 229H241L242 231H240V232H238V230H237V228H235L234 227V223L232 222V221H230L229 219H228V215H226V214H231L230 213V210L228 209V208H226V207H228V205H229V203ZM2 203V202H1ZM2 203V204H3ZM7 203H9V202H7ZM43 203V202H42ZM45 203L43 204V205H41V207H40V205H38L39 206V208H42V206H44L45 205ZM51 203V200H50V202H49V204ZM69 203H71V204H69ZM75 205V206H71V205H73V204ZM123 203H124V201H123ZM130 203V202H129ZM232 203V204H233ZM87 204V203H86ZM116 204H118V203H116ZM125 204V203H124ZM132 204V203H131ZM136 204V203H135ZM227 204V205H226ZM1 205V204H0ZM48 205V204H47ZM51 205H52V203H51ZM50 205V207H52ZM77 205V206H76ZM3 206H4V204H3ZM38 206H37V208H38ZM49 206V205H48ZM64 206V205H63ZM73 207V208H69V207ZM100 206V205H99ZM118 206V205H117ZM132 206V205H131ZM139 206V205H138ZM140 206H141V204H140ZM55 207V206H54ZM104 207V206H103ZM1 208V207H0ZM7 209L8 208H10V206H8V207H6ZM5 208V209H6ZM35 208H36V206H35ZM53 208V207H52ZM52 208H50V209H48V211L49 210H51ZM55 208V209H56ZM59 208V207H58ZM134 209L133 210H135L136 209V207H133ZM139 208V207H138ZM137 208V209H138ZM4 209V208H3ZM45 210V207L44 208H42V211L44 212V214L46 215V216H48V214H49V212H48V214H47V211H44ZM61 209H64V208H62V207H60V210ZM71 209V210H70ZM75 209V210H74ZM128 209V208H127ZM136 209V210H137ZM227 209H228V212H227ZM236 209V208H235ZM10 210V209H9ZM41 210V209H40ZM59 210V209H58ZM86 210H88V209H85L84 211H83V208L81 209V211H83L84 212V215L86 216V214L85 213H87V214H89V210L88 211H86ZM117 210H118V208H117ZM121 210V209H120ZM130 210H132V209H130ZM253 210H254V212H253ZM11 211V210H10ZM38 212H39V210H37ZM37 211H36V213H37ZM54 211V208H53V210L52 211H50V212H53ZM100 211V210H99ZM110 211V210H109ZM119 211V210H118ZM139 211V210H138ZM145 211V212H144ZM35 212V211H34ZM65 212V211H64ZM68 212H65V213H68ZM111 213H113L112 211H110ZM132 212V211H131ZM130 212V213H131ZM241 212V211H240ZM250 212H252L251 214L252 215H250V214H248V213H250ZM1 213H3L2 211H1ZM41 213V212H40ZM76 213H73L72 215H70V216H72V217H74V216H77L78 217V215H74V214H76ZM137 214H138V212H136ZM255 215H254V214ZM4 214L5 215H7L5 212H4ZM18 214V213H17ZM22 214V213H21ZM42 214V213H41ZM40 214V215H41ZM43 214V215H44ZM70 214V213H69ZM91 214V213H90ZM96 214V213H95ZM234 214V213H233ZM233 214H232V216H233ZM3 215V214H2ZM1 215V216H2ZM18 215H20V214H18ZM42 215V216H43ZM64 215V214H63ZM82 215V214H81ZM83 215V216H84ZM92 215V214H91ZM98 214H96V216H97ZM128 215H130V216H128ZM243 215V214H242ZM249 215V216H248ZM21 216V215H20ZM19 216V217H20ZM23 216V215H22ZM65 216V215H64ZM68 216V215H67ZM84 216V217H85ZM88 216V215H87ZM95 216V215H94ZM252 216H255L253 219H252ZM3 217H4V215H3ZM6 217V216H5ZM8 217V216H7ZM10 217V216H9ZM9 217H8V219L6 220V222L9 220ZM26 217V216H25ZM44 217V216H43ZM72 217H70V218H72ZM77 217H75V218H77ZM93 217V216H92ZM91 216H88L87 218H84L85 219V221H89L90 220V218H92ZM116 217V216H115ZM235 216H233V218H234ZM247 217V218H246ZM248 217H251V219L252 220H249V218ZM258 217V216H257ZM12 218H13V216H12ZM31 218V217H30ZM51 218V217H50ZM65 218V217H64ZM79 218V217H78ZM109 218H112L111 216L109 217ZM124 218H122V220L124 221L125 219ZM230 218H232V217H230ZM238 218V220L240 221V218L238 217V216H236V218L235 219H237ZM0 219H2V218H0ZM4 219V218H3ZM14 219V218H13ZM17 219H19V218H17ZM20 219H22V218H20ZM51 219H53V220H56V219H54V218H51ZM116 219V218H115ZM118 219H120V218H118ZM234 219V220H235ZM41 220H42V218H41ZM44 220V219H43ZM42 220V222H44ZM49 220V219H48ZM53 220H51V222L53 221ZM70 220V219H69ZM117 220V219H116ZM260 220H262L261 218H260ZM0 221H3V220H0ZM10 221V220H9ZM23 221V220H22ZM59 221V220H58ZM60 221H62V220H60ZM87 221V222H88ZM236 221V220H235ZM234 221V222H235ZM251 221H253L255 224H256V226L254 227V223L252 224V222ZM263 221V220H262ZM261 221V222H262ZM4 222V221H3ZM11 222V221H10ZM31 222V221H30ZM34 222V221H33ZM32 222V223H33ZM38 222L39 221H37V222H35V223H37L36 225L37 226H35V227H40V228H38V230L37 231H39V229H41V230H44V229H42V227L44 226V227H46L45 228V230H47V226H49V231L51 232V230H52V228L50 227V226H52L53 225V223H51L52 225H49V222H50V220H49V222H48V224L45 222L44 223V225H43V223H42V227L38 224ZM84 222V221H83ZM95 222V221H94ZM118 222V221H117ZM125 222V221H124ZM124 222H121V223H124ZM260 221L258 220V223H259ZM5 223V222H4ZM4 223H2V224H4ZM29 223V222H28ZM27 223V225H30V224H28ZM40 223V224H41ZM78 223V222H77ZM86 223V222H85ZM96 223H97V221H96ZM95 223V224H96ZM105 223V222H104ZM7 224V223H6ZM14 224V223H13ZM46 224H47V226H46ZM56 224V223H55ZM54 224V225H55ZM84 224V223H83ZM87 224V223H86ZM108 224V223H107ZM8 225V224H7ZM31 225H34V223L33 224H31ZM53 225V226H54ZM78 225H80V222H79V224ZM87 225H89V223L87 224ZM103 225V224H102ZM117 225V224H116ZM119 225V224H118ZM123 225V224H122ZM238 225H240L239 224V222H238ZM238 225H237V227H238ZM10 226V225H9ZM9 226H7V228L9 227ZM25 226V225H24ZM81 226V225H80ZM84 226V225H83ZM91 226V225H90ZM114 226V225H113ZM125 226V225H124ZM131 226V227H132ZM30 227H34V226H30ZM86 227V226H85ZM84 227V228H85ZM98 227V226H97ZM102 227V226H101ZM106 227V224H105V226L103 227V228H101L103 231L106 229L107 230V228H105ZM130 227V228H131ZM138 227V228H137ZM258 227H260V225L258 224ZM257 227V228H258ZM3 228H4V225H3V227H2V230H3ZM5 228H6V226H5ZM6 228V229H7ZM10 228V227H9ZM15 227H13V229H9V230H15V229H17L18 227H16L15 229H14ZM21 228V227H20ZM20 228H18V230L20 229ZM55 228V227H54ZM88 228H89V226H88ZM93 228H94V226H93ZM116 228H119V227H117L116 226ZM125 228V227H124ZM141 229V231L140 230H136V229ZM1 229V228H0ZM6 229H4V230H6ZM34 229V231H36ZM87 229V228H86ZM85 229V230H86ZM96 229V228H95ZM94 229V230H95ZM109 229V228H108ZM128 229V228H127ZM2 230H0V233L2 234ZM8 230V229H7ZM18 230L17 231H12V233L11 234H13V232H16V234H20L19 232H18ZM31 230L33 231V229L31 228ZM97 230H99V228H97ZM97 230H95V231H97ZM33 232V234H37V233H39V232ZM49 231L47 230V231H44V233L42 234V237L44 236V234H46V235H48V234H53L52 232L51 233H49ZM90 231V230H89ZM101 231V230H100ZM100 231H98L97 233L98 234H100V235H102L103 237H104V235L103 234H105V237L107 238V237H109V236H106V233H107V235L110 233H108L107 231L105 232V233H103V231H101L102 233H100ZM4 232V231H3ZM11 232V231H10ZM10 232H9V234H10ZM18 232V233H17ZM22 232V231H21ZM43 231H41V233H42ZM47 232H48V234H47ZM142 232V233H143ZM7 233V232H6ZM30 233H32V232H30ZM130 233V232H129ZM232 233H233V235H232ZM235 233H238L237 234V237H235ZM23 234H25V233H23ZM29 234V233H28ZM28 234H27V237L26 238H28ZM54 234H55V232H54ZM86 234H87V232H86ZM89 234V233H88ZM136 234H138V232L136 233ZM135 234V239H136V236H138V235H136ZM229 234V235H228ZM3 235H5V234H3ZM21 235V234H20ZM40 235V233L38 234V236ZM82 235H83V232H82ZM85 235V234H84ZM97 235V234H96ZM99 235V236H100ZM140 235H142V234H140ZM9 236H16V235H9ZM22 236H24V235H22ZM21 236V237H22ZM29 236L31 237V238H33V236L34 235H32L31 236V234H29ZM41 236V235H40ZM39 236V237H40ZM52 236V235H51ZM50 236V238H53V237H51ZM76 236V235H75ZM101 236V237H102ZM233 236V237H232ZM25 237V236H24ZM91 237H92V235H91ZM131 237V236H130ZM134 237V236H133ZM142 237H141V239L140 240H142ZM8 238V237H7ZM23 239V241L22 242H24V244L26 243L25 241H27V239ZM35 238H37V235H36V237ZM45 238V237H44ZM47 238H49L48 236L46 237V239L43 241L44 243L43 244H45V246H46V243H45V241L47 240ZM138 238V237H137ZM16 239H17V237H16ZM19 239L20 238H18L17 240H18V242H19ZM38 239V241H31L29 238H28V241H30V245H31V243H32V247H33V245H38V242H40L39 241V238H37ZM41 239V238H40ZM86 239V238H85ZM130 239H132V238H130ZM129 239V240H130ZM238 239V238H237ZM255 239V240H256ZM21 240H22V238H21ZM20 240V241H21ZM25 240V241H24ZM55 240V239H54ZM99 240H101V239H99ZM143 240L142 241H140V242H143ZM254 240V241H255ZM48 241V240H47ZM46 241V242H47ZM88 241H90V240H88ZM87 241V242H88ZM97 241V240H96ZM132 241V240H131ZM133 241H134V238H133ZM243 241H247V242H249L248 240H243ZM36 242V243H35ZM49 242V241H48ZM47 242V243H48ZM65 242V243H64ZM60 241V244L62 243V245H60V247H62V248H60L61 249V254H63L64 256H61V257H67V255L65 254V253H68V255H70V256H74V255H80V253L81 254H83L82 252H80L79 253V251L76 249V248H73V246L70 244V243H67L66 241ZM138 242V240L135 242V243H137ZM251 242V243H252ZM10 243V242H9ZM12 243V242H11ZM10 243V244H11ZM27 243H29V242H27ZM27 243H26V245H27ZM34 243V244H33ZM51 242H49V244H50ZM89 243V242H88ZM91 243V242H90ZM96 243V242H95ZM133 242H131V243H129V244H132ZM134 243V244H135ZM139 243V242H138ZM137 243V244H138ZM250 243V244H251ZM5 243H3V241H2V245H4ZM17 244V243H16ZM53 244H55V243H51L50 245L51 246H53ZM64 244V245H63ZM70 245L73 249H75V250H73L72 248H70V247H68L67 245ZM86 244V243H85ZM128 244V243H127ZM133 244V245H134ZM136 244V245H137ZM245 244H247L246 242H245ZM249 244V243H248ZM262 244V243H261ZM6 246H7V243L5 244ZM18 245V244H17ZM19 245H21V244H19ZM50 245H48L47 244V246L49 247ZM78 245V244H77ZM94 245V244H93ZM11 246H13V245H10V246H8L9 248L11 247ZM22 247H23V245H21ZM55 247H56V245H54ZM54 246L52 247V248H54ZM90 246V245H89ZM88 246V247H89ZM92 246V245H91ZM99 246V245H98ZM262 246V245H261ZM22 247L20 248V249H22ZM30 247V246H29ZM31 247V248H32ZM36 247H38V246H36ZM138 247V246H137ZM264 247V246H263ZM13 248V247H12ZM14 248H15V245H14ZM17 248H18V246H17ZM26 248V247H25ZM24 248V250H26L27 252L30 250H27L28 249V247L25 249ZM33 248H35V247H33ZM31 249V250H33V252L34 251H37V249L38 248H36V250H34V249ZM47 248V247H46ZM52 248H50L48 251H50L51 250V252H54L55 251V253L57 252V250H59V248H57L56 247V249L55 250H53ZM83 248V247H82ZM131 248V247H130ZM133 248V247H132ZM134 248H136V246L134 247ZM141 248V247H140ZM7 249V248H6ZM19 249V248H18ZM41 249V248H40ZM72 249L73 251H70V250ZM95 249V248H94ZM121 249V248H120ZM9 250V252L7 253L8 255H9V253H13V252H17V251H20V250H14V249H11V250H13L12 252H10V249H8ZM39 250V249H38ZM53 250V251H52ZM138 251H139V249H137ZM137 250H135V252L137 251ZM26 251L24 252V253H26ZM75 251V252H74ZM88 251V250H87ZM117 251V250H116ZM15 252V254H17V253H19V252H17L16 253ZM31 253V254H34V253ZM41 252V251H40ZM45 252V251H44ZM44 252H43V254H44ZM46 252H47V250H46ZM46 252H45V255H46ZM63 252V253H62ZM71 252H73V254H71ZM86 252V251H85ZM140 252V251H139ZM1 253V252H0ZM21 253H23V249H22V251H21ZM29 253H30V251L27 253L28 255H29ZM38 253V254H37ZM42 253V252H41ZM41 253H39L38 251L34 254L35 256H33V255H29V256H33V258H38L39 256H40V254ZM49 253V252H48ZM48 253H47V255L46 256H48ZM59 253V251L57 252V254ZM59 253V254H60ZM75 253H77V254H75ZM79 253V254H78ZM90 253V252H89ZM93 253V252H92ZM7 254H6V256H5V258H6V260L8 259V257L9 256H7ZM14 254V255H15ZM20 254V253H19ZM19 254H17V256L19 255ZM36 254H37V256H36ZM50 254V253H49ZM54 254V253H53ZM52 254V255H53ZM58 254V255H59ZM121 254V253H120ZM130 254V253H129ZM22 255V254H21ZM45 255L43 256V255H41L39 258H46L45 257ZM52 255H50L51 257H50V261L52 260L51 258L53 257ZM170 255V256H169ZM11 256V255H10ZM16 256V257H17ZM26 256V255H25ZM83 256V255H82ZM86 256V255H85ZM20 257V255L18 256V258ZM24 257V256H23ZM28 257V256H27ZM58 257V256H57ZM78 257V256H77ZM188 257H192V258H188ZM10 258H12V256L10 257ZM10 258H9V261H10ZM26 258V257H25ZM28 258H31V259H29L28 260ZM28 258H26L27 260H28V262L30 263V264H32V262L33 261H35V260H33V258L32 257H28ZM38 258V260H41V259H39ZM49 258V257H48ZM47 258V260H49ZM53 258H56L55 257V255H54V257ZM72 258V257H71ZM95 258V257H94ZM123 258V257H122ZM253 257H251V258H247L246 259V264H256L255 262H254V260L252 259ZM0 259H2L1 261H3L2 263L3 264H6L7 263V261H5V259L2 257V258H0ZM20 259V264H22V258H19ZM24 259V258H23ZM86 259H87V257H86ZM170 259H171V261H170ZM190 259H192V260H190ZM12 260H15V261H17L18 259H11V261H10V263L9 264H16V262L14 263V261L12 262ZM30 260H33V261H31L30 262ZM55 260V259H54ZM54 260H52V261H54ZM61 260V258L59 259V261ZM6 263H5V262ZM56 261V260H55ZM63 261V260H62ZM61 261V262H62ZM64 261H65V259H64ZM171 262V263H166V262ZM231 261V262H230ZM236 261V260H235ZM17 262H19V260L17 261ZM27 261H24L23 260V263H25V264H29ZM38 261L36 260L34 263H37ZM42 262V261H41ZM41 262L39 263V264H41ZM45 262H46V260H45ZM85 262V261H84ZM117 262H118V260H117ZM121 262V261H120ZM1 263V262H0ZM37 263V264H38ZM43 263V262H42ZM53 264L55 263V262H52ZM68 263H74V262H67V264ZM78 264H80V262L78 261L77 262ZM77 263H74V264H77ZM46 264H47V262H46ZM48 264H49V262H48ZM51 264V263H50ZM61 264V263H60ZM63 264H66V263H63Z\"/></svg>",
  "mask_w": 264,
  "mask_h": 264
}]
</instances>
